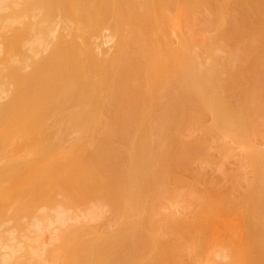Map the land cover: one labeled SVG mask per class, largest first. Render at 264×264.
<instances>
[{
	"label": "rangeland",
	"instance_id": "obj_1",
	"mask_svg": "<svg viewBox=\"0 0 264 264\" xmlns=\"http://www.w3.org/2000/svg\"><path fill=\"white\" fill-rule=\"evenodd\" d=\"M7 2H8V0H6ZM5 0H2V3H4V2H6ZM11 1V0H10ZM9 1V2H10ZM14 1V2H13ZM12 2H13V7H14V11L16 10L15 9V7L16 8H18L17 10H16V15H17V17H19L20 15L22 16H25L24 14H22L21 13V9L19 8V6L21 5V3H22V5H21V7H24V5L26 4V2H29L28 0H24V4H23V0H13ZM32 1V0H31ZM37 1V0H36ZM52 1V0H51ZM51 1H50V3H51ZM56 0H53V2H55ZM123 1V0H122ZM158 1V2H157ZM166 1H167V3H170V4H166ZM172 0H165V2H164V0H162V3L160 4V2H161V0L159 1V0H126V3L125 2H122V3H120L121 1L120 0H80L79 1V3H78V5L80 6H78V5H76L77 6V8H76V6H73L72 7V15L73 16H70V15H68L67 13H65V14H63L62 12H60L61 11V9H60V7H59V9H58V7H56L57 6V4H56V6H54L55 8H57L58 10V12L56 11V9H54V10H52V8H53V5L55 4V3H53V5H50V6H52V8H51V12L53 11V13H55V14H53V15H49L50 17H48V19L49 18H51L52 19V21H51V19L49 20L50 22H51V26L49 27V30H50V33L48 34V36L46 35V37L45 38H43L42 36L43 35H41L42 33H38V32H36L35 33V35L36 36H34V37H31V39H30V41H28V44L26 43V45H24L23 46V48L24 49H27L26 50V52L27 53H29L30 54V52H32L33 51V49H36L37 47L36 46H38L37 45V43H39L40 42V39L39 40H36L37 38H43L42 39V45L41 44H39V47H38V53H37V50L35 51H33L32 53H31V55H30V57L32 56V54L34 55V62H35V64H37L36 62H38V64L37 65H40V62L42 63V61H47V62H49V60H50V63H46L45 65H47V67H46V69L47 70H50L51 69V73H53V74H56L57 73V75H58V77H55L54 79V81H52V82H50L49 80V78H50V75H52L51 73L50 74H48L49 72H47L45 75H49V77H47V78H44L43 79V81H45V82H43L42 80L40 81V83L41 82H43V83H46V79L48 80L47 81V83L48 82H50V83H48V87L46 88V89H38L37 90V93L35 94V91H32V90H34V89H36L34 86H33V88H32V90H31V92H33V94L32 95H37V99L38 100H40V105L37 107V109H36V117L39 119V117H41L40 119H39V121H38V119H37V121H36V124H37V126L39 127H43V126H45L46 127V125H47V128H46V130H47V135H45V136H47L48 137V139H49V143H47L48 141V139H47V137H45L44 138V143L45 144H43V145H45L48 149H50L51 150V145L53 144V150H55V149H57V153H56V155H57V158L58 159H56V160H60V161H63L64 159H66V160H68L67 162L69 163L70 161H72V156L73 155H71L70 153H72V150H73V148H74V146L76 145V144H78V146H80V148H84V150H86L87 149V146L89 147L88 149H91V150H93V151H95L96 150V146L95 145H98L99 146V144H95V143H99V142H97L98 140H96V139H101V137L100 138H97L98 136V134L97 135H95V136H97L96 137V139L94 138L95 136H93L94 135V133H99V135H100V133L102 132V137L104 138V136H103V134H104V131H102V130H105V134H106V136L109 134H107L106 133V130H109V131H111L110 133L112 134V133H116V131H115V128L113 127V119H112V122H111V120L109 121L110 122V127H111V130L108 128H106L107 127V125H105V122L107 121V119L105 118V116L107 115V113L108 112H106V111H104L105 109H107V107L106 106H108V105H106L107 103H109L110 101H112V99H107V100H109V102H107V100H102V102H101V104H99L100 106H98V109H96V111L94 110L93 112H91L92 113V115H91V113L90 114H88V118H86V121L84 122L83 120H85L84 118H83V122H84V124H83V122H81L80 120H78V118H76L77 117V115H76V113H79L80 111H82V108H83V103H82V105H81V103H79V102H82V96H83V94H86V93H90V92H95L94 90H93V87H94V84L96 85L95 87L97 88L98 87V85H100V84H97V83H101V82H103V86H105V88L107 89V90H109V87H108V83H109V81L111 80H113V76H115L116 74H115V72L117 71V68H121L122 69V66H123V64L124 63H127V60H125V59H127V58H125V54H127L128 55V51L130 50L129 48H132L131 50H133V52H130L129 54L131 55V56H133L134 57V51H136L135 52V56H137L136 54H138V52L139 51H141V53L143 52V51H145L144 53L146 54V50H147V53H148V56H146V59L148 58V57H151L150 56V51L152 52V59H151V61H150V64H148V63H146V65L145 66H147V67H145V69H144V67H142L143 65H144V63H143V65L141 66V68L140 69H142L140 72H139V70L140 69H138L137 68V66H134L135 67V71H136V68H137V71L136 72H139V73H137V74H139L138 76L140 77V78H138V76H137V74H135V73H133V74H131V73H128V72H131V71H129V69H128V66L130 65V60L128 61V64H124V67L125 66H127V68L125 69L124 67H123V70H127V71H125V72H127V74H126V76L127 75H130V77L129 78H127L126 76H124V77H122V78H124L123 80H126L127 81V79H130V78H132L133 80H132V82L130 81V80H128L129 81V83L131 84H129V83H127V85H126V83L124 82V84L123 85H120L121 87H123L124 85H126V87H123V88H125V90L123 89V90H121V91H123V92H125V91H127V93L129 92V94L128 95H125L126 94V92H125V94L124 93H122V94H119V95H122V96H120L119 97V95H118V92H117V94L116 95H118V100H120V98L123 100V102H122V100H121V103H120V101L118 102V101H116L117 102V104H115V102H114V100H113V102L112 103H114L115 104V107L116 106H118V104H119V115H121V116H119V120H121L122 118H125V119H123V120H126L127 119V117H128V115L131 113V112H129V114H128V109L129 110H131V111H137L136 109L135 110H133V108H131V105H133L132 103H130V107L128 106L129 105V102H131V101H134L133 99H135V97L134 96H136V98L139 96L140 97V95H141V93H142V96L144 97V95L147 93V95H145V96H147L148 98L149 97H151L152 98V101H153V103L151 102V100H149V102H147V103H149V104H147V105H145L144 106V112L146 113L145 115H143V116H141V118H143V119H145V120H143L142 119V121H144L145 122V125H143L142 124V122H139V120H141V119H139L140 118V116H139V118H138V125L135 127V129L136 128H138V131L140 132V130H139V124L141 125V127H149V131L145 128V130H146V134H143L144 133V131L141 133L142 135V139L140 138V140H141V143H142V145H145V147L144 146H142L143 147V150H142V153H141V156H143L144 158H145V156L147 157V159L148 160H144V158L142 157V159L140 158V156H139V159L140 160H134V162L132 163V169L134 170L135 168H137V169H139V172H138V170L137 169H135L134 170V172L132 171V169H129V172L130 173H132V175H133V183L134 184H132V182L129 184V185H127L126 186V189H121L122 187H120V188H118L119 190L121 189L122 191H119L118 190V192L116 191V190H114L115 188H111L112 189V191L111 192H114V191H116V193L114 192V193H110L112 196H111V198L114 196V199H103L102 200V198L101 199H98V200H96V198H98L97 196H99V197H101L100 195V193H102V197L104 196L103 195V192H98V194L96 193L95 194V197H94V195H93V197L95 198V200H94V198L91 196V197H89L88 199L86 198V199H83V198H81V199H78V203H77V201H74V199H73V201L74 202H76L75 204H74V202H73V204H72V206L70 205H66V201L65 202H63V200L61 201V203L63 202V203H65L64 205H62V204H59V202H58V204H56V202L57 201H60L62 198H61V194L62 193H60L59 194V192H61V190L58 188V191L56 190V187H51V185H50V183L51 182H44V184H42L41 182H39L38 184L39 185H41L42 184V186H41V188L40 189H43V191H45L46 190V188H47V190H51L52 192H53V190L54 191H56V192H54V196L53 197H56V199H60V200H55V199H53V200H55V202L54 201H52V202H54V204L55 205H53V203H52V208L53 209H49V207L51 206H47V203L48 202H46V204L45 203H43V204H45V206H47L48 207V209H47V207L46 208H44V207H42L43 206V204L42 205H40L41 204V200L39 201V203L40 204H38V203H36V207L37 206H39L40 208L38 209V211L40 212V213H45V214H47V213H50V215H51V219H52V222H51V220L48 218L49 216H48V214H47V219L49 220V224L47 225L46 223H48L47 222V219L45 218H42L45 222H43V221H41V222H39V221H37L38 219H37V217L38 218H40V220H41V216L39 217V216H35V214H36V212H38V211H33V210H31V208H26V206H27V203H24V204H26V205H23V209H22V207H19L18 208V203H17V206L15 205V209H22L21 211H23V212H21L20 213V211H17V213L20 215H18L16 212H14V214H11L10 216L8 215V214H10L12 211H14V207H12V205L14 206V204H13V202L15 201V202H17L16 201V198L17 197H19V196H15L14 198L12 197V200H14V201H11V198L9 199V198H4V200H3V198L2 197H0V199L2 200V201H0V209H2V210H0V264H6V262L8 261L6 258L7 257H5V259H6V262L4 263V261H3V257L4 256H6L7 254H9V253H11V254H13V255H16L14 252H15V250L18 248V250H16V253H18V251L20 250L19 248H21L20 247V245H19V242H21V241H23V239L25 240V239H27V237L26 236H28V237H30L29 235H32L33 236V233L30 231V232H28L27 231V229H26V231L28 232H26L25 230H24V227H23V225H22V227H23V229L21 230V229H18V225H17V223L18 222H20V223H18L19 225H21V223L22 224H24V226L26 225V224H28L27 226H25V227H28V229L31 227L30 225H29V223H32V222H35V221H37V223H36V226L34 227H31V229H33L34 230V233L36 234V236H34L33 237V239H31L32 238V236H31V240H33L34 242H35V244H36V242H37V240L39 241V238H40V241H42V242H40V243H42V246H40L41 248H38V249H36V251L37 250H39L40 249V252H43V251H41V250H44L43 249V247L46 245V250L48 249V250H50V248L52 247L53 248V246L55 247V245H56V247H59V244L60 243H62V242H64V244L62 243L61 245L63 246L64 245V247H67L66 249H64L65 250V252H68V250H69V248H70V251H71V249L72 250H74L75 252H76V249H79L80 250V248L81 247H83L84 249L82 250L81 249V251L82 252H80V251H78L80 254H78V252H72L71 254H70V251H69V255L67 254L66 256H64L66 253L64 252V254H63V251H62V256H61V254H60V256L58 257L59 259L57 260V262H58V264H65V261L66 262H70V259L74 256L75 257V255H77L78 254V256L77 257H75V260H72V261H75V262H73V263H70V264H76V261L78 260V259H76V258H79V255H82V253L83 254H89V251L91 252V250H93V251H95L94 249H96L98 246L100 247L102 244H104L105 242H106V240L107 241H111L114 245H116V248H114V249H112V252L111 251H108V250H106V253L110 256L113 252V255L115 254V256H110L109 258H108V256H107V260L108 259H110L111 258V261H113L111 264H124V263H126L127 261H128V263L129 264H146L145 262H147L148 260L150 261H148V263L149 264H165V262L167 263V260L170 258H168L166 261L164 260V259H162V257L161 256H163L165 253H163V252H165L166 250L165 249H167V248H170V250L171 249H173L172 251H174V254L171 252V251H169V249H167V251H169L168 253H167V251H166V255L167 256H171L172 258L174 257V261L172 260V258H170V260H168L169 262H170V264H264V248H263V245H264V226H263V229L261 228L262 227V225H261V223L260 224H257V223H259V222H257V221H260L259 219H261V218H259V219H257L258 217H256L257 215H254V212H253V214L252 213H250L251 214V218H255L256 217V224L257 225H259L260 226V228L257 230L258 232H260L259 233V235L258 234H256L257 233V231L254 233V235H257V237H260V239L259 240H261V241H259L258 240V238L255 236L254 237V235H252V237H250L249 236V238L251 239V241H254L255 239L254 238H256L257 240H256V242L254 243V244H257L258 242H260V248H261V252H259V253H256L255 254V251H254V249H252L251 247H250V244H249V247H248V249H246V250H241L240 252H239V254H234L233 253V251H232V249L229 247V241H231V240H233L234 239V237H236V236H233L232 237V235H233V233L235 232V229L238 227L239 229L237 230L236 229V233H234V235L236 234L237 236H238V233L239 232H237V231H239L240 230V232L242 233V231L244 230H241L245 225H240V224H238L237 223V225H236V223H232L231 222V220L232 221H237V219H239V218H237L236 220H233L232 218H234L235 219V217H238V215L240 216V214H238L239 212L237 211L236 212V210L241 206H243V208L245 207V205L247 206V208L248 209H251L252 208V206H251V208H250V205L253 203L254 204V202H256V201H254V200H258V198L261 196V194H262V196H263V198H259V202L260 203H263L262 205L264 206V101H262V99H264L263 97H261L260 95H261V92L260 91H262V90H259L258 91V94H259V92H260V94L258 95L257 93V95L258 96H260V97H258V98H256V103H258V104H256V103H253V102H255V101H253L252 103H251V105H255V106H253V107H251L250 106V108H249V110H248V112L250 113V115H249V113H247V115L246 116H248L247 118H246V120H248V122L246 123L247 124V126L249 125L250 126V128H249V130H247V129H245V127L246 126H244V129L242 128V130H241V128H240V126H239V124H237L236 122H234V121H230V120H228V119H226L224 116H223V114L222 113H220L218 110H216V104H215V101L213 100V101H211V100H209L208 101V98H206V96H203L204 97V99H203V97H200L199 98V96H202V94L203 95H206V93H207V91H209L210 90V87H212V86H214V87H216V86H220L219 87V89H222V90H219L217 87L215 88V90H216V92H218L217 90H219V94H220V99H222V98H225V99H223L224 100V102H226L227 103V101H229L228 102V104L226 105V107H225V104L226 103H224V102H221L220 101V99H218L219 101H220V103H223V106L225 107V108H232V110L233 109H239V108H237L238 106H236V105H240V99H239V97H236V96H239L240 95V89H241V91L243 90L242 88H241V83L239 84L238 83V81L239 80H241L242 78H243V81H242V83H244V81L246 82V80H249V79H246V76H244L245 74V69H243V68H245V67H247L248 66V64H249V62L251 61H249V59H247L246 60V57L247 58H250V56H251V58L250 59H252V57L254 56V53H256L257 51L255 50V48L256 49H258V47H255V46H253L252 45V47L254 48V49H252L253 50V52L254 53H250V51L251 50H248V52H249V55H245L246 53H247V50H246V48L247 47H245L246 46V44L248 43V46H250V44H252V42L256 45V46H258V44L259 43H261V40L262 39H260V36L261 35H259V33H256L257 35H254V34H252V35H254V40L255 41H253V39L251 38V42H250V40H249V38L252 36L251 34H249V36L248 35H243L242 34V38H243V36H244V38H245V40H244V38L242 39V38H239L238 36H237V38H238V44H237V42H233L234 40L236 41V39H234V36H235V34H236V32L239 34V32L238 31H236L237 29H238V27H236V25L234 26L233 24H234V22H233V24L231 23L233 20H234V18L238 15L239 16V14L241 15V12H240V9L237 11V9L235 10V8H233V9H231L232 11H230L229 9H227L226 11H225V21L220 25L218 22H216V13H214L215 11V9L213 10V12H212V9H211V7H214V2L211 0H209L210 1V3L212 2V5H210V3H209V1L207 0V3H206V1L204 0H196V1H194V0H192L193 2H194V4H196V6H197V1H199V3H198V5L199 6H202V7H200L199 8V6L197 7V8H195V7H192V5H193V2H191L190 0H179V1H177V2H179L180 4L181 3H184V4H182L183 5V7L185 8V6H187L184 10H183V7H182V5H179V3H178V6L176 5V7H178L177 9L179 10L180 9V11L182 12V13H184V15L181 13V15L179 16V14L177 13L178 12V10L176 11V7L174 6L175 4H177L176 3V0H173V2H171ZM185 1V2H184ZM217 1V0H216ZM215 1V2H216ZM1 2V1H0ZM7 2H6V6H8L9 8H5L4 7V9H2V7L0 6V9H1V15L2 16H4V14L6 15V14H8V13H10V14H8L9 15V17L10 18H12V13L14 12H10V11H12L13 10V7H10L11 5H8L9 4V2H8V4H7ZM16 2V3H15ZM21 2V3H20ZM40 2V1H39ZM47 2L49 3V1L48 0H45V6H46V4H47ZM69 0H67V2L65 3L67 6H68V9L71 7V2H70V5H69ZM88 2V3H87ZM114 2H116V3H114ZM153 2V3H152ZM191 2V3H190ZM196 2V3H195ZM203 2H205L204 3V5H203ZM218 3H220L221 2V0H218L217 1ZM18 3H19V6H18ZM32 3H35L34 1H32ZM31 3V4H32ZM38 2H36V4H37ZM125 3V4H124ZM174 3V4H173ZM202 3V4H201ZM5 4V3H4ZM15 4H17V5H15ZM28 4H30V2L28 3ZM32 4L33 6V9H32V11H31V9H29L30 10V12L29 13H27L26 14V16L28 15L29 17L27 18V19H29V20H32L33 19V21L35 22V21H37V20H34L35 18L37 19V17L36 16H33L34 15V13L33 12H35V13H39V14H37V16H40V18L42 17V15H40V14H43L44 13V9H45V11H47L46 13L47 14H45L46 16L44 17V19L45 18H47V15L50 13V11H49V9L48 10H46V8H45V6L44 7H42V6H40L42 3L40 2V5L39 4ZM87 4V5H86ZM93 4H96V5H93ZM116 4V5H115ZM119 4V6H117ZM158 4V5H157ZM188 4V5H187ZM189 4H190V6H189ZM1 5V4H0ZM36 5V6H35ZM89 5V6H88ZM123 5V6H122ZM154 5V6H153ZM167 5H169V7L167 6ZM210 5V6H209ZM3 6V5H2ZM27 6V5H26ZM35 6V7H34ZM39 6L40 7H42L41 9H43V12L42 13H40V11H38L39 10ZM123 8H122V7ZM158 6V7H157ZM173 7V8H171V7ZM189 6V7H188ZM210 7V9H209V7ZM28 7V6H27ZM31 7V6H30ZM29 7V8H30ZM49 7V6H48ZM89 9H88V8ZM91 7V8H90ZM95 7V8H94ZM174 7H175V9H174ZM181 7V8H180ZM26 8V7H25ZM25 8H22V9H25ZM94 8V9H93ZM97 8H98V10H99V12H97L98 10H97ZM189 9V12H186L185 10H187L188 11V9ZM195 8V9H194ZM9 9H12V10H9ZM19 9L21 10V11H19ZM75 9V10H74ZM101 9V10H100ZM124 9V10H123ZM125 9H126V12H125V14L127 13V14H129L130 15V18L131 19H134V20H129L128 19V17H129V15H123V16H125V18H121L122 17V15L120 16V14L121 13H123L124 11H125ZM182 9V10H181ZM194 10V11H192V10ZM197 9V10H196ZM245 9V8H244ZM5 10V11H4ZM29 10H27V11H29ZM80 10V11H79ZM89 10H96V12H89ZM128 10V11H127ZM158 10V11H157ZM210 10V11H209ZM229 10V11H228ZM25 11V10H24ZM78 11H79V13H78ZM118 11V12H117ZM120 11H122V12H120ZM184 11V12H183ZM250 11V13H248ZM251 11L252 10H249V8H248V11H247V8H246V10L244 11V14H249L248 15V17H246V18H248L249 19V17L250 16H252V15H250V14H252L251 13ZM49 12V13H48ZM60 12V13H59ZM142 12V13H141ZM158 12L159 13H161L160 15L158 14ZM231 12V14L232 13H234V15H235V17L232 19V16H233V14L231 15H229V13ZM21 13V14H20ZM24 13V12H23ZM33 13V14H32ZM89 13H92L93 14V16H94V14H95V16H97V17H99V19L97 18V17H91V16H89V15H92V14H89ZM100 14V16L99 15H97V14ZM114 13H116V14H114ZM120 13V14H119ZM131 13H132V15H131ZM140 13V14H139ZM14 14V13H13ZM14 14V15H15ZM20 14V15H19ZM30 14V15H29ZM52 14V13H51ZM124 14V13H123ZM141 16V19H143L144 20V17H145V19L148 21V26H149V31L153 34V35H150L149 33L150 32H147V29L146 30H144L145 28H146V26H144L145 24H144V22H143V26H141L140 24L138 25L137 23V21L138 20H140L139 19V15ZM157 14V15H156ZM175 14H176V18H177V20L175 19ZM189 14V15H188ZM213 14V15H212ZM19 15V16H18ZM36 15V14H35ZM119 15V16H118ZM136 15L138 16V17H136ZM214 15H215V17H214ZM19 17V18H22V17ZM33 16V17H32ZM52 16H54L53 18H52ZM134 18H133V17ZM144 16V17H143ZM227 16H228V18L229 19H227ZM16 16L14 17L13 16V18L12 19H15L14 21H12V22H17V23H19L20 25H21V23L20 22H23V21H25L26 20V17L24 18L23 17V19H25V20H23V21H21V19H19V18H17ZM32 17V18H31ZM85 17H87V19H88V21H90V19L91 18H94L93 20H95L96 21V23H98L99 25H97V26H94V27H92V26H89L88 24L86 25V26H88V27H86V26H82L81 25V21H82V23H87L88 21L87 20H84V18ZM121 19H120V18ZM127 17V18H126ZM159 17V18H158ZM182 17V18H181ZM187 17V18H186ZM231 17V18H230ZM9 18V19H10ZM40 18H39V20H40ZM78 18V19H77ZM96 18H97V20H96ZM102 18V19H101ZM118 18V19H117ZM149 18V19H148ZM161 18V19H160ZM175 20H174V19ZM180 19V21H181V23H180V21H179V19ZM252 18V17H251ZM20 20L19 22L18 21H16V20ZM42 19V18H41ZM126 20V21H123V20ZM128 19V20H127ZM156 19H157V21H156ZM173 19V20H172ZM29 20H28V24L30 23L29 22ZM92 20V19H91ZM112 22H115V24L113 25V23H111V21ZM123 21V24H119V23H122V21ZM159 20V21H158ZM228 20H232L231 22H229ZM27 21V20H26ZM45 21H47V20H44V21H40L39 23H41V22H44L45 23ZM71 21V22H70ZM127 21H130L129 23H127L126 24V22ZM140 21H142V20H140ZM139 21V22H140ZM150 21H153V24H151L150 23ZM172 21V22H171ZM178 21V22H177ZM228 21V22H227ZM32 22V21H31ZM49 22V23H50ZM77 22V23H76ZM80 22V23H79ZM110 22V24L108 25V23ZM125 22V23H124ZM136 22V23H135ZM248 23H246L245 24V26L246 27H251V25H252V22L251 23H249V20L247 21ZM14 23V24H15ZM16 23V24H17ZM27 23V22H26ZM36 23V22H35ZM34 23V24H35ZM39 23L37 22L36 24H38L39 25ZM49 23H48V25H49ZM79 23V24H78ZM134 23V24H133ZM142 23V22H141ZM147 23V22H146ZM162 23V24H161ZM164 23V24H163ZM166 23H167V25H166ZM173 23V24H172ZM229 24V27L227 26L228 24ZM23 25H26V24H24V22L22 23ZM34 24H32L33 26H35ZM43 24V23H42ZM77 24H78V26H77ZM112 24V25H111ZM157 24V25H156ZM169 24H171V25H169ZM227 24V25H226ZM231 24V25H230ZM247 24H249V26L247 25ZM23 25H21L22 27H23ZM38 25H37V27H38ZM44 25V26H43ZM42 26H43V28L47 25V23H46V25L45 24H43ZM111 25V26H110ZM120 25H123L122 27H120ZM128 25V26H127ZM135 25V26H134ZM159 25H160V27H159ZM173 25V26H172ZM181 25V26H180ZM12 26H14L13 25V23H12ZM18 26L19 25H17L16 27L18 28ZM20 26V27H21ZM32 26V27H33ZM41 26V25H40ZM41 26V27H42ZM82 26V27H81ZM100 26V27H99ZM113 26V27H112ZM156 26V27H158V29L155 27V29H154V27ZM161 26H163V27H161ZM166 26V27H165ZM170 26V27H169ZM172 26V27H171ZM175 26V27H174ZM218 26H221L222 27V29H221V27H220V29H218L217 27ZM227 26V27H226ZM231 26V27H230ZM253 26V25H252ZM81 27V28H80ZM85 27V28H84ZM90 27V28H89ZM127 27V28H126ZM131 27H133V28H135L136 27V29L134 30L133 28H131ZM142 27H145V28H143V30H142ZM151 27H152V29H154V30H156V31H158V34L160 33V35H161V39H162V41H160V39L158 40V38H159V36L160 35H158V37L157 36H155L156 38H157V40H156V38L154 37V33H155V31H153L152 29H151ZM177 27V28H176ZM224 27H225V29H224ZM39 28V27H38ZM47 29H48V26L46 27ZM51 28V29H50ZM141 28V29H140ZM164 28H167V30L166 29H164ZM172 28V29H171ZM235 28H236V30H235ZM252 28V27H251ZM254 28V27H253ZM264 28V27H263ZM15 29V28H14ZM19 29V28H18ZM35 29H37V28H35ZM34 29V30H35ZM80 29V30H79ZM162 29H164L163 31L165 32L164 34H163V31H161ZM174 29V30H173ZM230 30V32H229V30ZM250 29V28H249ZM17 30V29H16ZM20 30H21V28H20ZM33 30V31H34ZM45 30V33H46V29H44ZM123 30V31H122ZM132 30H133V32H132ZM140 30H142V32H140L139 33V31ZM152 30V31H151ZM166 30V31H165ZM221 31V32H218V31ZM228 30V31H227ZM236 32H235V31ZM251 30V29H250ZM10 31V30H9ZM12 29H11V34H13L12 33ZM37 31V30H36ZM145 31H146V33H148L147 35L148 36H150V37H146L147 35L145 34ZM168 31V32H167ZM172 31H174V32H172ZM225 31H227V32H225ZM234 31V32H233ZM253 31H255V30H253ZM35 32V31H34ZM131 32L134 34V35H136V36H134L133 34H131ZM135 32V33H134ZM262 32H264V30L262 31ZM7 33V32H6ZM9 33V32H8ZM142 33H144L143 35L145 36V38H151V36H153V38H155V39H153L152 40V38L149 40V41H147V47L148 48H146V45H145V43H146V39H144L145 40V43L142 45V47L140 46L141 45V39H140V36L142 35ZM169 33V34H168ZM218 33V34H217ZM224 33H226V35H224ZM227 33H228V35H230V36H228L227 35ZM234 33V34H233ZM138 34H139V39L138 38H136L137 36H138ZM141 34V35H140ZM178 34V35H177ZM237 34V35H238ZM33 35H34V33H33ZM41 35V36H40ZM126 36V38H125V36ZM132 35V36H131ZM142 35V36H143ZM156 35H157V32H156ZM218 35V36H217ZM220 35V36H219ZM223 35V36H222ZM251 35V36H250ZM37 36H39V37H37ZM44 36H45V34H44ZM124 38H123V37ZM224 36H227L228 37V39L231 37V39H226L227 37H224ZM256 36V37H255ZM259 36V40H257L258 37ZM2 37V36H1ZM1 37H0V45H1V43H2V39H1ZM80 37V38H79ZM195 37V38H194ZM236 37V36H235ZM35 39V42L34 43H36V46H34L33 44V41H32V39ZM68 38V39H67ZM142 38V37H141ZM184 38V39H183ZM209 38V39H208ZM211 38V39H210ZM218 38H219V40H218ZM221 38V39H220ZM246 38H248L247 40H248V42L246 41ZM256 38V39H255ZM62 39V40H61ZM121 39V40H120ZM134 39V40H133ZM168 39V40H167ZM193 39V40H192ZM242 39V41H240ZM81 40V43L79 42ZM154 40H156V42L154 43L153 41ZM166 40H167V42H166ZM196 40V41H195ZM32 41V42H31ZM67 41V44H69L70 43V45H71V48L70 49H65L66 48V46H65V42ZM69 41V42H68ZM71 41V42H70ZM120 41H123V42H120ZM128 41V42H127ZM130 41H132L133 43L135 42V45L132 43V42H130ZM143 41V40H142ZM195 41V42H194ZM224 41L226 42V43H224ZM227 41H229V42H227ZM240 41V42H239ZM24 42H26V41H24ZM31 42V43H30ZM136 42H138V43H136ZM158 42H161L160 44L161 45H163L164 47H162L161 45V47H158L159 45H158ZM186 42V43H185ZM258 42V44H256ZM72 43V44H71ZM143 43V42H142ZM166 43V44H165ZM250 43V44H249ZM23 44H25V43H23ZM30 44V45H29ZM82 44V45H81ZM130 44H131V46L132 45H134V46H132V47H130ZM137 44V45H136ZM150 44H151V46H150ZM152 44H155L154 46L152 45ZM27 45H28V47H27ZM33 45V46H32ZM41 45V46H40ZM55 45H57V46H61V50H64V52H65V55H53L52 56V59H50L51 58V56L49 55V54H51L50 52H52V51H50V50H52V47L54 46L55 47ZM122 45L126 48L127 46V49H128V51H127V49H126V51H127V53L125 52V48L124 47H122ZM225 45H226V47H225ZM243 45H245L244 47H243ZM3 46V45H2ZM27 48H26V47ZM30 46L32 47V48H30ZM51 46V47H50ZM56 46V47H57ZM69 46V45H68ZM67 46V48H69ZM83 46H84V48H83ZM135 46H137V49L135 50ZM138 46H139V48H138ZM228 46V47H227ZM260 46V45H259ZM33 47H35V48H33ZM55 47V48H56ZM120 47H122L121 48V50H119L120 49ZM186 47H187V50H186ZM243 47V49H241ZM251 47V46H250ZM144 48V49H143ZM151 48V49H150ZM159 48H161V49H159ZM166 48V49H165ZM169 50H168V49ZM184 48V49H183ZM6 49V48H5ZM4 49V50H5ZM24 49H22V50H24ZM50 49V50H49ZM54 49V48H53ZM143 49V50H142ZM183 49V50H182ZM2 50H3V48H0V54H1V52H2ZM49 50V51H48ZM79 50V51H78ZM123 50H124V54L122 53L123 52ZM130 50V51H131ZM165 50V51H164ZM231 50V51H230ZM238 50H241V51H243V53H241V52H239ZM116 51V52H115ZM149 51V52H148ZM170 51V52H169ZM174 51V52H173ZM246 51V52H245ZM256 51V52H255ZM4 52V55H6V53H5V51H3ZM25 51L23 52V53H25V54H27ZM73 52V53H72ZM155 52V53H154ZM156 52H159V53H156ZM252 52V51H251ZM120 53V54H119ZM121 53L124 55H122L123 56V59H122V61H124L123 63H120V62H118L119 61V59H116V58H118L117 56H119V55H121ZM140 52H139V54H140V56L142 55V56H145L144 55V53H142L141 54ZM150 53V54H149ZM161 53V54H160ZM171 53V54H170ZM176 53V54H175ZM85 54V55H84ZM159 55V56H157V55ZM170 54V55H169ZM227 54V55H226ZM241 54V55H240ZM248 54V53H247ZM251 54V55H250ZM2 55H3V53L0 55L1 57H2ZM117 55V56H116ZM130 55H128L127 57H129L128 59H132L131 57H130ZM147 55V54H146ZM174 55V56H173ZM21 56V55H20ZM24 56V55H23ZM23 56H21V57H23ZM27 56H28V54H27ZM27 56H25L23 59H24V61H21V59H20V61L22 62V64H20L21 66L20 67H22V65L24 66V67H22L23 68V70H22V72L23 73H21V75L24 77V78H26L27 76H29V77H32V74H33V69H34V64H33V62H32V58H29V57H27ZM49 56V57H48ZM110 58H109V57ZM114 56H116L115 58H113ZM154 56H156V57H154ZM176 56V57H175ZM179 56V57H178ZM227 56V57H226ZM241 56V57H240ZM246 56V57H245ZM73 57H74V60H73ZM112 57V58H111ZM138 57H139V55H138ZM243 57L245 58V60H244V62L245 63H241V62H243ZM20 58V57H19ZM28 58L30 59V60H28ZM46 58H49V60L48 59H46ZM120 58V57H119ZM122 58V57H121ZM143 58V57H142ZM154 58V59H153ZM173 58V62H171L172 59ZM185 58V59H184ZM214 58V59H213ZM222 58V59H221ZM27 59V60H26ZM43 59V60H42ZM78 61H77V60ZM134 59H135V57H134ZM134 59H132L131 60V65H136V63H138L139 61H137V60H139V58L137 59V57H136V60H134ZM141 59V58H140ZM183 59V60H182ZM212 59H213V61H214V63H212L213 61H212ZM219 59V60H218ZM36 60V61H35ZM39 60V61H38ZM52 60V61H51ZM117 60V61H116ZM168 60H170V61H168ZM221 60H222V62H221ZM32 62V65H31V62ZM74 61V62H73ZM109 61V62H108ZM147 61V60H146ZM186 61V62H185ZM227 61V62H226ZM19 62V61H18ZM135 62V63H134ZM164 64H163V63ZM170 62V63H169ZM174 62H177L176 64H174ZM211 62V65L209 64ZM219 62H221V63H219ZM226 62V63H225ZM1 63V62H0ZM3 63V62H2ZM26 63H30V65L31 66H29V64H26ZM64 63V64H63ZM72 63V64H71ZM75 65H74V64ZM82 63V64H81ZM89 63V64H88ZM117 63H119V64H121L119 67H118V65L116 66V64ZM181 63V64H180ZM187 63V64H186ZM216 63V64H215ZM240 63H241V67H240ZM79 64H81V65H79ZM83 64H87L86 66H84ZM90 64H91V66H90ZM148 64V65H147ZM171 66H170V65ZM186 64V66H184ZM226 66H225V65ZM243 64V65H242ZM1 66H2V64H0ZM3 65H5L4 63H3ZM50 65V66H49ZM60 65V66H59ZM74 65V66H73ZM131 65H130V67H131ZM163 65V66H162ZM169 65V66H168ZM208 65H210L211 67L213 66L214 68H216V69H214L213 67L211 68L210 66L209 67H207ZM214 65H221V66H217V67H215ZM1 66H0V69H1ZM52 66V67H51ZM80 66V67H79ZM82 66H83V68H82ZM181 66V67H180ZM188 66V67H187ZM224 66V67H223ZM31 67H32V69H31ZM91 67V68H90ZM107 67H108V69H107ZM113 67H116V68H113ZM129 67V68H130ZM150 67V68H149ZM179 67H180V69H179ZM222 67V68H221ZM226 67V68H225ZM54 68V69H53ZM88 68V69H87ZM89 68H90V70H89ZM113 68V69H112ZM133 68V66L130 68V70ZM148 68H149V70H148ZM161 68V69H160ZM170 68V69H169ZM176 68H177V70H176ZM182 68V69H181ZM184 68V69H183ZM187 68V69H186ZM205 68H206V70H205ZM219 68V69H218ZM221 68V69H220ZM227 68L229 69V70H227ZM30 69H31V71H30ZM73 69V70H72ZM77 69V70H76ZM92 69V70H91ZM160 69V70H159ZM174 69H175V71H174ZM178 69H179V71L180 72H182V73H180V72H178ZM208 69H211V73H210V70H209V73H208V76L210 77V79L208 78V76H207V74H206V72L205 71H208ZM213 69V70H212ZM217 69H218V71H217ZM224 69V70H223ZM259 69H262V68H259ZM4 70H6V67H4ZM45 70V69H44ZM74 70H76V71H74ZM104 70V71H103ZM133 71L132 72H134V69H132ZM143 70H145V71H143ZM147 70H148V73L150 74L151 72V74L149 75V76H153L152 78H149V76H147L146 77V75H145V73L147 74ZM152 70V71H151ZM156 70V71H155ZM165 70V71H164ZM173 70V71H172ZM196 70V71H195ZM216 70V71H215ZM236 70H237V72H236ZM263 70V69H262ZM261 70V71H262ZM87 71H90V72H92L91 74H90V72H88L89 73V75L86 73ZM122 70H120V72H121ZM143 71V73H144V75H143V73H141ZM169 71H172V72H170L169 73ZM177 71V73H175ZM184 71L187 73V76L185 77V75H186V73H184ZM191 71V72H190ZM201 71V72H200ZM213 71H214V73H215V75H216V72H217V74H218V76L216 75V77L213 79V76H214V73H213ZM241 71V72H240ZM242 71H244L243 73H242ZM261 71H259V70H257V73L258 72H261ZM1 72V71H0ZM28 72H32L30 75L28 74L27 75V73ZM55 72V73H54ZM74 72V73H73ZM123 72V71H122ZM124 72V73H125ZM174 72V73H173ZM221 72V73H220ZM236 74H235V73ZM242 73V74H239V75H241L239 78L240 79H238V77H237V79L235 78L236 77V75H238L237 73ZM2 73V72H1ZM77 73V74H76ZM117 74L119 73L118 71L116 72ZM180 73V74H179ZM189 73H190V75H189ZM202 74V75H200V77L202 78L203 77V79H205L206 77L208 78V79H206V81L204 80V82H203V80L201 81L202 82V84H201V82H198V81H200L199 79H200V77H199V75L198 74ZM204 73H205V76H203L204 75ZM256 73V72H255ZM264 72L262 71V74H263ZM2 74H4L5 75V73L3 72ZM1 74V75H2ZM121 74V73H120ZM160 74V75H159ZM176 74H178L177 76H176ZM259 74V73H258ZM257 74V75H258ZM261 74V73H260ZM4 75H2V78L3 79H5L6 77H8V75H6V77H3ZM47 75V76H48ZM124 75V74H123ZM122 75V76H123ZM131 75H132V77H131ZM173 75L176 77V78H173ZM181 75L183 76V77H181ZM196 75V76H195ZM232 75H233V77H232ZM238 75V76H239ZM53 76V75H52ZM51 76V77H52ZM141 76H142V78H141ZM155 76V77H154ZM159 76V77H158ZM179 76V77H178ZM199 77L198 79H196V77ZM226 76H227V78H226ZM46 77V76H45ZM120 77V76H119ZM145 77V78H144ZM158 77V78H157ZM165 77V78H164ZM168 77V78H167ZM184 77H185V79L186 78H188V83L186 82V80L184 79ZM254 77L256 78L257 76H255V74H254V76H253V79H254ZM259 77H262L263 78V75H258V78L257 79H259ZM1 78V77H0ZM9 78V77H8ZM28 78V77H27ZM93 78V79H92ZM95 78V79H94ZM126 78V79H125ZM155 78H157V80L155 79ZM181 80V82H180V80ZM219 78V80H218V83L219 84H216V86L215 85H212V83H211V80H214L215 81V79L217 80ZM244 78L246 79V80H244ZM261 78V79H262ZM10 79H12L13 80V78L11 77ZM106 81H105V80ZM115 79H116V77H115ZM142 79V80H141ZM145 79H146V81H145ZM150 80V81H148V80ZM163 79V80H162ZM224 79H226V80H224ZM5 80H7V78L5 79ZM5 80H3V81H5ZM11 80V81H12ZM68 80V81H67ZM119 80V79H118ZM121 80V79H120ZM123 80L122 81H120V82H123ZM169 80V81H168ZM174 80H176V81H174ZM210 80V81H209ZM222 80H223V82H222ZM236 81L237 82V86L235 85V87H237V89H235V87H234V84H232V82L233 81ZM264 80V79H263ZM1 81V80H0ZM8 81V80H7ZM7 81H5V82H7ZM11 81H9V83L11 82ZM92 81H94V82H92ZM114 81V80H113ZM143 83V85H144V83H146L145 84V86H143L142 87V84H141V82ZM178 81V82H177ZM185 81V82H184ZM196 81V82H195ZM227 81V82H226ZM230 81V82H229ZM256 80H253V81H248V89H252L251 87H253L254 85V93H253V98L255 97L254 95H255V92L258 90L257 89V87L256 86H258V85H260L261 84V82H262V84H264V82L263 81H259V83L260 84H257L258 82L256 81ZM2 82V81H1ZM37 82V81H36ZM73 82V83H72ZM76 82V83H75ZM117 82V81H116ZM154 82V83H153ZM170 82H172L171 84L173 85H171L170 84ZM175 82H177V84L175 83ZM208 82H209V84H208ZM252 82H255L256 84H254V83H252ZM38 83H39V81H38ZM38 83H35L36 85L38 84ZM60 83V84H59ZM65 83V84H64ZM91 83H94V84H92L93 85V87L91 86ZM118 83H119V81H118ZM175 83V84H174ZM179 83L184 87V90H186V88L188 89L187 91H188V93H189V95L191 94V91H192V93H193V98L194 99H191V100H194V101H190V103L186 100V108L187 107H189L191 104L193 105V103H191V102H194L195 104H197L200 108H201V111H199L200 110V108H198V110L196 109V105H191L190 107H189V110L191 109V107H193V111L195 112V111H198L199 113H200V115H199V113L198 114H195V115H193L194 113H191V111H189L188 109H186L185 108V110H183V108L181 109V107L179 106V104L177 103L176 104V102H174L175 103V105H176V107H177V110H176V112H179V110L182 112V110H183V112H182V118L183 119H181V117H180V119H181V121H180V119H179V117H177L178 116V113H176V115L177 116H175L174 115V117H177L178 118V122H179V127H178V125H177V122L175 121V124H176V127H178V129H179V131H180V134H179V131L176 129V127L175 128H172V130H174L176 133L178 132V135H180V136H178L174 131H172L171 130V132L173 133H171L169 130L170 129H168L167 130V127L169 128V127H172V126H174L173 124H174V122H172V123H169V124H171L172 126H166V124L164 123L163 124V122H162V120L160 121V119H161V117L163 116V115H160V113L162 112L161 110H162V108H165V106H167V104H170V98L168 99V96L169 95H171V93L173 92V94H174V92H175V87L176 86H179ZM184 83V84H183ZM204 83H205V85H204ZM207 83V84H206ZM211 83V84H210ZM214 83H216V82H214ZM223 83V84H222ZM228 83V84H227ZM234 83V82H233ZM250 83L251 84H254L253 86L252 85H250ZM71 84L73 85V87L71 86ZM114 84H117V83H114ZM187 84V86H185ZM226 84V85H225ZM246 84H247V82H246ZM261 84V86H263L264 87V85H262ZM40 85H42V84H40ZM50 85H52V86H50ZM68 86V88L70 89V91H69V89L67 88V86ZM71 87H70V86ZM130 86L129 87V89L127 88V86ZM136 85V86H135ZM147 85V86H146ZM159 85H160V87H159ZM164 85V86H163ZM176 85V86H175ZM180 85V86H181ZM198 85H200L201 86V88H200V86H198ZM245 85V84H244ZM1 86H2V83H1ZM6 85H4V87H5ZM45 86V85H44ZM78 86V87H77ZM116 86H118V84L116 85ZM175 86V87H174ZM196 86V87H195ZM224 86V87H223ZM226 86H227V88H226ZM260 86V87H261ZM7 87H8V85H7ZM10 87H12V84H10ZM36 87H40V86H36ZM46 87V86H45ZM44 87V88H45ZM63 87H64V89H63ZM82 88V89H80V88ZM119 87V86H118ZM138 87V88H137ZM146 87H147V89H146ZM175 88V89H173L172 90V88ZM183 87H182V89H183ZM232 87H234V89H235V91H236V93H235V91H234V89L232 88ZM243 87V86H242ZM250 87V88H249ZM260 87H258V88H260ZM42 88V87H41ZM51 88V89H50ZM67 88V89H66ZM117 88V87H116ZM140 88V90H138ZM142 88H145V89H143V91H142ZM165 88V89H164ZM195 88V89H194ZM197 88V89H196ZM240 88V89H239ZM245 88H247V85H246V87ZM0 91L2 92V93H4V91L3 90H5V88L4 89H2V87H0ZM7 89V91L5 90V92H8V88H6ZM58 89H60V91H58ZM65 92V91H67V92H63L62 90ZM66 89V90H65ZM72 89H74V90H72ZM79 89V90H78ZM150 89V90H149ZM193 89V90H192ZM203 89V90H202ZM257 89V90H256ZM261 89H262V87H261ZM30 90L28 91V95L30 96ZM113 90V89H112ZM118 90V89H117ZM119 90H120V88H119ZM118 90V91H119ZM138 90V91H137ZM171 90V91H170ZM183 90V91H184ZM198 91V92H200V93H202V94H198V92H196V91ZM245 90V89H244ZM264 90V89H263ZM47 91H48V93H47ZM62 91V92H61ZM73 91H74V93H73ZM77 91V92H76ZM81 93H80V92ZM90 91V92H89ZM115 91V90H114ZM135 91V92H134ZM141 91V92H140ZM147 91V92H146ZM170 91V92H169ZM30 92V93H29ZM70 93V95H71V97H70V95H68L67 96V94H69ZM76 92V93H75ZM83 92V93H82ZM110 92H111V90H110ZM108 93V94H106L105 96H104V94H103V96L104 97H106V98H111L110 97V95H111V93ZM131 92H134V93H132V95L130 94ZM138 92V93H137ZM140 92V93H139ZM150 92H152L151 94H150ZM243 92V91H242ZM252 92H253V90H252ZM79 93V94H78ZM114 93V92H113ZM145 93V94H144ZM197 93V94H196ZM214 93H215V91H214ZM262 93H263V91H262ZM8 94V93H7ZM72 94H74V95H72ZM135 94V95H134ZM137 94V95H136ZM140 94V95H139ZM172 94V95H173ZM216 94V93H215ZM218 94V93H217ZM216 94V95H217ZM222 94H223V96H222ZM235 94V95H234ZM239 94V95H238ZM6 95V94H5ZM4 94H3V96H2V94H0V96H2L1 98H0V102L2 101L3 103H5V102H7V100H9L8 99V97H9V95H7L8 97L6 98V96H5ZM56 95V96H55ZM57 95L59 96V95H62V96H59V97H57ZM198 95V96H197ZM5 96V97H4ZM50 96H52V97H50ZM72 96L74 97H77V98H72ZM113 96H115V95H113ZM112 96V97H113ZM124 96H127L126 98L124 97ZM128 96H129V98H128ZM162 96V97H161ZM191 96V95H190ZM221 96H222V98H221ZM225 96V97H224ZM241 96V95H240ZM31 97V96H30ZM34 97V96H33ZM54 97H55V99H54ZM63 97V99L61 100V98ZM65 97H66V100H68V101H71L72 100V102H64V103H66V104H63L64 106H66L63 110L65 111V110H67L68 111V109L69 108H71V110H69V111H72V112H67V111H65L66 112V114H65V112H63V114H65L66 116H64V115H62L63 116V118H61L60 119V117H62V116H60L58 113H56V116L55 115H53L52 114V111H55L56 110V112H57V108H58V110H60V107H61V103H62V101H65ZM124 97V98H123ZM143 97H141V98H139V99H142ZM170 97H172V96H170ZM218 96H216V98H219ZM235 97V98H234ZM257 97V96H256ZM5 98V99H4ZM49 98L51 99L52 98V100H54V101H52V100H49ZM58 98V99H57ZM146 98V97H145ZM154 98V99H153ZM161 98V99H160ZM172 98H174V97H172ZM191 98H192V96H191ZM239 99V102H238V100H237V103H239V104H237L236 103V100L235 99ZM69 99H71V100H69ZM78 99V101L76 102V100ZM115 99V98H114ZM124 99H126V101L124 100ZM129 99V100H128ZM159 99V100H158ZM175 99V98H174ZM203 99V100H202ZM206 99H207V102H205L206 101ZM258 99H259V101H258ZM46 100H47V103H46ZM49 100V101H48ZM57 100V101H56ZM59 100H61V101H59ZM81 100V101H80ZM117 100V99H116ZM135 100H138V99H135ZM177 99H175L174 101H176ZM188 100H190V99H188ZM75 101V102H74ZM124 101L125 102H127V103H124ZM154 101H155V104H154ZM158 101V102H157ZM168 101V102H167ZM203 101L205 102L204 104L205 105H203L202 103H203ZM210 101H211V103H210ZM234 101H235V103H234ZM1 102V103H2ZM45 102V104H43V103ZM53 102V103H52ZM55 102H58V103H55ZM74 102V103H73ZM199 102H201V103H199ZM230 102H231V104H232V102H233V106L235 107H232L231 105H229L230 104ZM263 102V103H262ZM73 103V104H72ZM77 103V104H76ZM123 103H124V106H123V109L121 108L120 109V107H122L121 105H123ZM151 103V104H150ZM160 103V104H159ZM50 104V105H49ZM52 104V105H51ZM76 104V105H75ZM208 104V105H207ZM210 104V105H209ZM263 104V105H262ZM44 106V108H45V106H46V110H44V108H43V106ZM49 107H48V106ZM57 105V106H56ZM63 105H62V107H63ZM73 105H75V106H73ZM106 105V106H105ZM109 105H111V104H109ZM150 105V106H149ZM207 105V106H206ZM257 105V106H256ZM113 106V105H112ZM160 106H161V108H160ZM178 106L180 107V109L178 108ZM204 106H206L205 108H203ZM211 106V107H210ZM48 107V108H47ZM54 109H52V108ZM56 107V108H55ZM114 107V106H113ZM114 107V108H115ZM128 109H127V108ZM154 107H156L155 109H154ZM182 107H184V106H182ZM208 107H210V109L212 110H210L209 109V111L207 110V108ZM257 107V108H256ZM3 107L1 106V109H2ZM41 109V112H38L40 109ZM51 109V111H50V109ZM80 110H79V109ZM125 108V109H124ZM150 108V109H149ZM160 108V109H159ZM171 108V107H170ZM196 110H195V109ZM255 108V109H254ZM61 109V110H62ZM110 109H111V107H110ZM109 109V113L111 112V110ZM116 109V108H115ZM167 109H168V107H167ZM166 109V110H167ZM235 109V110H236ZM250 109H252L253 110V112L255 113H253L252 112V110H250ZM50 111V112H47V111ZM73 110H74V115H73ZM76 110V111H75ZM113 110V109H112ZM124 110V111H123ZM154 110H155V112H154ZM166 110H164V113L163 114H165L164 116L167 118V120H169V119H171L170 118V115H172L173 116V113L172 114H169L168 115V113H169V111H170V109H168L167 111ZM188 110V112H190V113H188V112H186V113H184L185 111H187ZM213 110H215V111H213ZM231 110V109H230ZM101 111H103L102 113H101ZM123 113H121V112ZM126 111H127V114H124V113H126ZM147 111H148V113H147ZM165 111H166V113H165ZM211 111V112H210ZM256 111V112H255ZM43 112H46V114H45V118L43 117V116H41V114L42 115H44L43 114ZM61 112V111H60ZM62 112L60 113V114H62ZM95 112H97V113H95ZM99 112H100V114H101V116L99 115ZM113 112V111H112ZM111 112V113H112ZM144 112H143V114H144ZM150 112V113H149ZM160 112V113H159ZM215 114H214V113ZM39 113H41V114H39ZM55 113V112H54ZM70 113H72V121L70 122L69 121V119L67 118V117H69L68 115L70 114ZM96 114V115H93V114ZM105 113H106V115H105ZM108 113V115H109V117H111V113L109 114ZM170 113H171V111H170ZM188 113V115H185V114H187ZM32 114V113H31ZM39 114V115H38ZM52 114V115H51ZM102 114H104L103 116H102ZM132 114H134L133 112H132ZM135 114H136V118H134V121H136V119H137V116L140 114H137V112H135ZM191 114V115H190ZM213 114L215 115V117L213 116ZM217 114V115H216ZM32 115H34V114H32ZM49 115H50V118L51 119H47V117H49ZM60 117H59V116ZM97 115H98V117H97ZM58 116V117H57ZM70 116H71V114H70ZM75 116V117H74ZM90 116V117H89ZM95 116H96V118H95ZM129 116H131V115H129ZM133 116V115H132ZM131 116V117H132ZM159 116H160V118H159ZM163 116V117H164ZM171 116V117H172ZM187 116V117H186ZM193 116H195V117H192ZM252 116H254V117H252ZM56 117V118H55ZM95 118L97 121H99V122H97L96 120H95V122H93L94 121V119L93 118ZM100 117L102 118V117H104L103 119H101L100 120ZM107 117V116H106ZM121 117V118H120ZM135 117V116H134ZM158 117V118H157ZM165 117H164V120H166L165 119ZM42 118H44V120H42ZM56 119V120H58V121H56V120H54V119ZM65 118V119H64ZM70 118V117H69ZM89 118H90V121H88L89 120ZM98 118V119H97ZM108 118V117H107ZM129 118V117H128ZM176 118V119H177ZM60 119V120H59ZM63 119V120H62ZM175 118H174V120H176ZM188 119H190V120H188ZM250 119H251V121H250ZM48 120V122H46ZM53 120L54 121H56L55 122V124H53L54 122H53ZM78 120V121H77ZM93 120V121H92ZM103 120H106L105 122L103 121ZM128 120H130V121H128L129 122V126H131V125H134V121L133 120H131V118H129ZM148 120V121H147ZM167 120H166V123H167ZM184 120V121H183ZM187 120V121H186ZM214 120V121H213ZM217 120V121H216ZM244 120H245V117H244ZM51 121H52V123H51ZM75 121V122H74ZM107 121V122H108ZM127 121V120H126ZM131 121L133 122L132 124H131ZM153 121H154V123H153ZM171 121H173V117H172V119H171ZM171 121H168V122H171ZM186 121V122H185ZM215 121H216V124H215ZM249 121H250V123H249ZM42 122V123H41ZM44 122H45V124H44ZM97 122V123H96ZM100 122L102 123V122H104L103 123V125H101L100 124ZM108 122V123H109ZM123 122V121H122ZM125 122V121H124ZM127 122V123H128ZM165 122V121H164ZM181 122V123H180ZM217 122H218V124L219 123H221V125H222V127L221 126H219V125H217ZM246 121H244V123H245ZM4 123V122H3ZM2 122H1V124H3ZM40 123V124H39ZM94 123V124H93ZM99 123V124H98ZM1 124H0V126H1ZM44 124V125H43ZM81 124H82V126H81ZM97 124V125H96ZM153 124V125H152ZM182 124V125H181ZM245 124V125H246ZM4 125V124H3ZM42 125V126H41ZM92 125H94V126H92ZM147 125V126H146ZM159 125H161V126H159ZM164 127H163V126ZM237 125V126H236ZM60 126V127H59ZM95 126H96V128H99L100 126H102L101 128H99V130L97 131L96 130V128H95ZM128 126V127H129ZM139 126V127H138ZM157 128H156V127ZM159 126V127H158ZM224 126H225V128H224ZM231 126V127H230ZM234 126H236V127H234ZM239 126V127H238ZM20 127H22V128H19L18 129V131L12 136L13 137V139H12V137L9 139V145L11 146V147H13L14 145H15V143H13L14 142V139L19 135V133H20V136H22L23 135V133H24V129H23V126H20ZM91 127H93L92 128V133H90L91 131H90V128ZM105 127V128H104ZM131 127H133L134 128V126H131ZM140 127V128H141ZM152 127V128H151ZM223 128L225 131H229L230 133H226L223 129H221V132H220V130L219 129H214V128ZM61 128V129H60ZM82 128V129H81ZM89 129V132L87 133V130ZM130 128V127H129ZM133 128H131L130 130H132ZM238 128V129H237ZM23 131H21V130ZM49 129V130H48ZM112 129L114 130V132L112 131ZM128 128H126V130H127ZM165 129V130H164ZM176 129V130H175ZM181 129V130H180ZM137 130V129H136ZM136 130H135V133H136ZM160 130V131H159ZM162 130V131H161ZM212 130H219V131H217V133L216 132H214V131H212ZM239 130H241V131H243V132H241V131H239ZM245 130V131H244ZM61 133H60V132ZM84 131V132H83ZM97 131V132H96ZM101 131V132H100ZM108 131V132H109ZM128 131V130H127ZM126 131V132H127ZM165 131V132H164ZM181 131H182V133H181ZM224 131V132H223ZM131 134H133V130L132 131H129ZM128 132V133H129ZM139 132H137L136 134L134 133V138H138V133ZM162 132V133H161ZM163 132L164 133H166L167 132V137H171V136H175L176 135V139H175V137L174 138H172V139H174L173 141H174V143H173V141L172 140H170V138H169V140L171 141V143L169 144L167 141H168V138L167 137H165L164 136V134H163ZM212 132H214V133H212ZM223 132V133H222ZM39 133V132H38ZM38 133H36V137L37 136H40ZM49 133H50V135H49ZM87 133V134H86ZM90 133V134H89ZM118 133V132H117ZM124 133V135H121V136H119V135H117V136H115L116 138L118 137V140H116V142L118 141L120 144H121V142L122 143H124V148H123V152H122V149H120V148H118V149H120V151L119 152H121V156L123 157V159L126 157V155H127V149L125 150V147H129L127 144L128 143H130V141H128L127 142V140H125V139H129L130 140V138H125L126 137V133L125 132H123ZM122 133V134H123ZM128 134V137L131 135V134ZM147 133L149 134V135H147ZM161 133V134H160ZM169 133H171V135H169ZM22 134V135H21ZM38 134V135H37ZM52 134H54V135H52ZM93 134V135H92ZM138 134V135H137ZM151 134H153V135H151ZM163 134V137L161 136ZM182 134H183V136H182ZM224 134V135H223ZM230 135V136H227V135ZM239 134V135H238ZM83 135V136H82ZM85 135V136H84ZM135 135H137V136H135ZM147 135V136H146ZM246 135H247V137H246ZM105 136V137H106ZM109 136V137H108ZM107 137H108V140L110 139V136L111 135H108ZM114 135H112V137H113ZM122 136H124V137H122ZM148 136L150 137V138H148ZM178 136V137H177ZM182 136V137H181ZM82 137V138H81ZM120 137H122V139L124 138V140L127 142L126 144H125V141L123 142V141H120L121 139H119ZM140 137V136H139ZM152 137V138H151ZM160 137H162V138H166L167 140L166 141H164V140H162V138H161V141H163L164 142V144H162V143H160L161 145H162V148H157V146H159V145H157L158 144V139H160ZM193 137H194V139H193ZM230 137H232V138H230ZM80 138V139H79ZM86 138H87V141H86ZM178 138H179V141H183V139L185 140V141H183V145H184V147L186 148V149H184V148H182L183 146L181 145L180 146V144H182V143H180L179 141H178ZM181 138H183V139H181ZM196 138V139H195ZM243 138V139H242ZM38 140L37 141H39L40 140V137H38L37 138ZM41 139H43V138H41ZM45 139H46V142H45ZM83 141H82V140ZM92 139H94V140H92ZM133 138H131V140H132ZM139 139V138H138ZM146 139H148V140H146ZM245 139V140H244ZM58 140V141H57ZM91 140H92V144L90 143L91 142ZM103 140V139H102ZM107 140V138H105V141ZM111 141H115V139L114 138H111L110 139ZM137 140V139H136ZM136 140H135V142H136ZM241 140H243V141H241ZM41 141V140H40ZM43 141V140H42ZM56 141V142H55ZM80 141H82V142H84L85 141V143L86 144H84V143H82V142H80ZM101 141V140H100ZM104 141V140H103ZM138 141V140H137ZM146 141L147 142H150V143H146ZM169 141V142H170ZM237 141V142H236ZM240 141V142H239ZM11 142V143H10ZM64 142H65V144H64ZM88 142V143H87ZM94 142V143H93ZM109 142V141H108ZM132 142V141H131ZM152 142V143H151ZM165 142H167V145H168V147H166L167 145L165 144ZM179 142V143H178ZM191 142V143H190ZM244 142V143H243ZM246 142H248V143H246ZM14 145H13V144ZM41 143H43V142H41ZM104 142H102V143H100V144H102V145H100L101 146V148L103 147V145H105V144H103ZM106 143V142H105ZM110 143H112V142H110ZM109 143V144H110ZM114 143V142H113ZM133 143H134V141H133ZM174 145H173V144ZM175 143L179 146V148H178V146H175ZM186 143V144H185ZM12 144V145H11ZM89 144H91V146L89 145ZM109 144L108 143H106V145H108L109 146ZM146 144H149V145H146ZM49 145V146H48ZM66 145V146H65ZM74 145V146H73ZM82 145V146H81ZM84 145H86L85 147H84ZM113 145V144H112ZM114 145H117L116 143H114ZM127 145V146H126ZM131 145H132V143H131ZM163 145L165 146V147H163ZM194 146V148L193 147H191V146ZM249 147H248V146ZM57 146V147H56ZM63 146V147H62ZM92 146H94L95 147V149H94V147H92ZM100 146H99V148H100ZM107 146V147H108ZM120 145H118V147H119ZM151 146V147H150ZM169 146H170V148L173 146V148H174V146H175V148L174 149H176V147H177V155L174 153V155H171L170 153H172L173 154V152L175 151L173 148H172V150L171 151H173V152H171V151H169L168 153L170 154V156L167 154V151H165V148H166V150H169L170 148H169ZM189 146V147H188ZM77 147V146H76ZM104 147H106V146H104ZM116 147V146H115ZM115 147H114V149H115ZM80 148H78L77 147V149H80ZM146 148V149H145ZM147 148H150L149 150H147ZM181 148V149H180ZM18 149H19V147H18ZM17 149V150H18ZM72 149V150H71ZM87 149V151H88V153H90L89 155H91V156H89L90 157V159H91V157H93L94 159H95V157L96 156H99V154L101 153H103V152H101L102 150H103V148H102V150L100 151V150H98L99 152V154L98 153H96L95 155L96 156H92V154L94 155V153L92 152V151H90V150H88ZM107 149V148H106ZM105 149V150H106ZM109 149H112V148H109ZM109 149H107V150H109ZM113 149V150H114ZM117 149V150H118ZM190 149H191V151H190ZM14 150H15V148H14ZM61 150V151H60ZM68 150H70V151H68ZM106 150V151H107ZM155 150H157V151H155ZM163 150H164V152H163ZM179 150H182V152L183 153H181V151H180V153H179ZM16 151V150H15ZM64 151H67V153H69V154H65V152ZM79 151H81V153L82 154H80V152H79V156L81 157V155L83 156V154H85L86 152H84L82 149H80ZM84 153H83V152ZM125 151V152H124ZM145 151V152H144ZM146 151L147 152H149V153H146ZM162 151V152H161ZM190 151V152H189ZM77 152H78V150H77ZM96 152H97V150H96ZM109 152H110V150H109ZM176 152V151H175ZM62 153H63V155H62ZM88 153H87V155H88ZM92 153V154H91ZM125 153V157H124V154ZM145 153V156L143 155ZM185 153V154H184ZM190 155H189V154ZM20 154V153H19ZM18 154V155H19ZM22 154V153H21ZM20 154V155H21ZM76 155H77V153H75ZM74 154V156H76ZM98 154V155H97ZM120 154V153H119ZM163 154H167V155H163ZM182 154H183V156L185 155V157H183L182 156ZM19 155V156H20ZM59 155V156H58ZM67 155V156H66ZM19 156H17L18 158H19ZM71 156V157H70ZM175 156V157H174ZM179 156V157H178ZM182 156V157H181ZM190 156V157H189ZM22 157V156H21ZM65 157H67V158H69V159H67V158H65ZM85 157V156H84ZM260 157V158H259ZM74 158V157H73ZM92 158V159H93ZM100 158V156L97 158L96 157V159H97V163H98V159ZM173 158H175V159H173ZM179 158V159H178ZM182 158V159H181ZM188 158H189V160H188ZM263 158V159H262ZM75 159H77V157L75 158ZM78 159H80V158H78ZM81 159H83V158H81ZM92 159H91V161H92ZM146 159V158H145ZM183 159L185 160V161H183ZM186 159H187V162H186ZM66 160H64V162L66 161ZM84 160H86L85 158H84ZM100 160V159H99ZM124 160H126V158L124 159ZM160 160V161H159ZM173 160H175V161H173ZM181 160V161H180ZM257 160V161H256ZM260 160V161H259ZM28 162L24 165V168H25V170L23 171V177H24V179L27 177H30V176H32V174H35V165L32 167V165L34 164V162L31 160L30 161V159L29 160H27ZM73 161H75L74 159H73ZM94 161H96V160H93V164L95 163ZM137 161L139 162V168H138V163H137ZM146 161H148V162H146ZM150 161V162H149ZM167 161V162H166ZM171 161V162H170ZM177 161V162H176ZM66 162V163H67ZM75 162H77V161H75ZM79 162H81V161H79ZM78 162V163H79ZM84 162V161H83ZM87 162H90V160H88ZM87 162H85V163H87ZM179 162H181V163H179ZM184 162V163H183ZM72 163V162H71ZM82 163V162H81ZM90 163H92V162H90ZM90 163H89V165H90ZM97 163H95V165L97 164ZM99 163H100V161H99ZM143 163V164H142ZM144 163H145V166H143L144 165ZM152 163V164H151ZM156 165H155V164ZM164 163V164H163ZM169 163H170V165L171 164H173V165H171V166H169ZM177 163H179V164H177ZM83 164V163H82ZM141 164H142V166H141ZM161 164V165H160ZM125 165V164H124ZM135 165V166H134ZM137 165V166H136ZM149 165V167H147ZM159 165V166H158ZM181 165V167H185V168H181V167H179V166ZM257 165V166H256ZM32 167V169H31V167ZM88 166V165H87ZM91 166H94V165H91ZM98 166H100L99 164H98ZM98 166H96V167H91V169L92 168H97L95 171H94V169H92V171H94V172H96V171H98ZM120 166H122V165H120ZM126 166V169H127V166H128V164H126L125 165ZM158 166V167H157ZM162 166H163V168H162ZM176 166V167H175ZM90 167V166H89ZM135 167V168H134ZM167 167V168H166ZM169 167H171V168H169ZM110 168V167H109ZM113 168L114 167H112V168H110V169H108V170H110L111 171V169L113 170ZM116 168V171L117 170H119V168L120 167H115ZM130 168H131V166H130ZM143 168V169H142ZM165 168V169H164ZM142 169V170H141ZM149 169H151V170H149ZM7 171V170H6ZM10 171V170H9ZM99 171H100V174L99 175H102L101 176V178L102 177H104L103 175H105V177H107V178H105L104 177V181L106 182V180L107 181H111V179H112V177H110V176H108V174H107V176H106V174H104L103 172H101L102 170L101 169H99ZM98 171V172H99ZM114 171H115V169H114ZM114 171L113 172H111V173H114ZM119 171H121V169L119 170ZM140 171H141V175H138V174H140ZM1 173H0V192H1V190H3L4 188H7V187H5V186H8L9 185V183H10V178H9V176H10V174L12 173V172H10V174H8V173H6L5 171H4V173H3V171H0ZM8 172V171H7ZM28 172V173H27ZM30 172V173H29ZM34 172V173H33ZM125 172V169L123 170V173ZM143 172V173H142ZM149 172H151V173H149ZM162 172H163V175H161L162 174ZM102 173V174H101ZM152 173H154V174H152ZM26 174V175H25ZM29 174H30V176H29ZM146 174H148V175H146ZM25 175V176H24ZM7 176V177H6ZM134 176H136L137 178H136V180H135V177ZM139 176V177H138ZM143 176V177H142ZM152 176V177H151ZM157 176V177H156ZM111 179H110V178ZM142 177V179H140ZM149 177V178H148ZM158 177H161L160 179H162V180H159V178ZM108 178H109V180H108ZM7 179V180H6ZM106 179V180H105ZM137 179H139V180H137ZM145 179H146V181H145ZM153 180V183L151 182L152 180ZM104 181H102V182H104ZM135 181V182H134ZM148 181H149V183H148ZM104 182V183H105ZM111 182H113V181H111ZM154 182H155V185H154ZM161 182V183H160ZM6 183V184H5ZM48 183H49V185H48ZM146 183V184H145ZM152 183V184H151ZM47 184V185H46ZM137 184V185H136ZM2 185H4V186H2ZM132 185V186H131ZM145 185H147L146 187H144ZM154 185V186H153ZM48 186V187H47ZM102 186H104V189H106V185H104V184H102ZM150 186V187H149ZM157 186V187H156ZM44 187V188H43ZM128 187V188H127ZM134 187V188H133ZM52 188V189H51ZM107 188H109V186H108V184H107ZM116 188V189H117ZM125 188V187H124ZM45 189V190H44ZM130 189V190H129ZM138 189V190H137ZM140 189H142V191L140 190ZM146 189H147V191H146ZM156 189V190H155ZM5 190V189H4ZM46 190V191H47ZM109 189H107V191H108ZM126 190H127V192H126ZM132 190H133V195H132ZM140 190V191H139ZM42 191V190H41ZM109 192H110V190H109ZM129 192H131L130 194H129ZM143 192V193H142ZM150 192H151V194H150ZM212 192V193H211ZM215 192H216V194H218V195H216L215 194ZM218 192V193H217ZM135 193H136V195H135ZM141 193V194H140ZM155 193V194H154ZM214 193V194H213ZM1 194V193H0ZM53 194V193H52ZM105 194V193H104ZM106 194H107V192H106ZM105 194V195H106ZM123 194H126L127 195V198L130 200V201H128V199H126V201H125V203H123V201H124V199L122 200V197H123ZM138 194H139V196H138ZM206 194V195H205ZM211 194H213L214 195V197H216L215 198V200H217V197H222V200H221V197H220V200L219 201H223L222 202V204H221V202H220V205H219V203L217 204V206L219 205L220 206V208L218 207V209H220L221 210V208H225V210H221L222 211V213H224L226 210L228 211V208L229 209H231L230 211L232 212H230V214L227 212V214L225 213V214H221V215H223V216H221L223 219H221V217H218V219L216 218L215 219V223H216V220H217V226L219 227V226H222V225H224V224H226V225H230V224H232V229L234 230V231H226L225 233L226 234H224L223 236H222V238H220V237H215L214 236V234H213V231H211V230H205L204 232H203V234H202V237L204 238V235H205V240H203V246H204V250H205V252H204V255H200V254H198V251H197V241L196 242H193V241H189L188 239H186L185 238V236H184V233L182 232V230H181V227L185 224V223H188V222H191L192 220H194V219H196V217H197V215L195 214V213H198L199 212V210H200V208L202 207V206H205V205H202V204H205L206 202L205 201H209V203H210V201L211 200H209V197H211ZM255 194V195H254ZM97 195V196H96ZM128 195H129V197H128ZM151 195V196H150ZM157 195V196H156ZM160 195V196H159ZM208 195H210V196H208ZM212 195V196H213ZM220 195V196H219ZM225 197H224V196ZM248 195V196H247ZM259 195V197H257ZM110 196V195H109ZM136 196H138V197H136ZM145 196H147V198L145 197ZM255 196V197H254ZM135 199H134V198ZM167 197V198H166ZM249 197V198H248ZM19 198H21V197H19ZM18 198V200L20 201V199ZM23 198V197H22ZM21 198V199H22ZM63 198H65V197H63ZM103 198H107V197H103ZM109 198V197H108ZM161 198V199H160ZM165 198V199H164ZM170 198V199H169ZM224 198V199H223ZM227 198V199H226ZM252 198V199H251ZM257 198V199H256ZM8 199H9V201H8ZM25 199V198H24ZM37 198H35V200H36ZM93 199V200H92ZM134 199V200H133ZM143 199V200H142ZM214 198L212 197V200H213ZM244 199V200H243ZM252 201H251V200ZM263 199V200H262ZM6 200V201H5ZM65 200V199H64ZM102 200V201H101ZM233 200V201H232ZM18 201V202H19ZM22 201V200H21ZM26 202H27V200H25ZM91 201V202H90ZM96 201H97V203H96ZM113 201L114 202H116V203H119V204H114L113 203ZM153 201V202H152ZM159 201H160V203H159ZM162 201V202H161ZM235 201V202H234ZM246 201H247V203H246ZM2 202V203H1ZM6 202V203H5ZM7 202H9V203H7ZM14 202V203H15ZM38 202V201H37ZM43 202V201H42ZM69 202H71V201H69ZM68 202V204H70ZM102 202L104 203V202H106V203H104V204H102ZM156 202V203H155ZM212 202V201H211ZM214 202V201H213ZM212 202V203H213ZM218 202V201H217ZM216 202V203H217ZM229 202V203H228ZM258 202V201H257ZM80 203V204H79ZM112 203V204H111ZM159 203V204H158ZM167 203V204H166ZM208 203V204H209ZM259 203V204H260ZM12 204V205H11ZM21 204H23L22 202H21ZM35 204V203H34ZM161 204V205H160ZM231 204H233L235 207H236V209H235V207L233 206V205H231ZM237 204V205H236ZM258 204V203H257ZM10 205H11V208L13 209L12 211H11V208H10ZM49 205V204H48ZM60 205V206H59ZM223 205V206H222ZM225 205H227L226 207H225ZM232 206V208H231V206ZM239 205V206H238ZM255 205V204H254ZM261 205V206H262ZM22 206V205H21ZM25 206V207H24ZM34 206V205H33ZM58 206H59V208H58ZM222 206V207H221ZM255 206H257V205H255ZM258 206H260V205H258ZM261 206L260 207H257L256 209H260L261 208ZM2 207H4V208H2ZM42 207V208H41ZM57 207V208H56ZM238 207V208H237ZM5 208H6V210H5ZM26 208V210H24ZM35 208V207H34ZM38 208V207H37ZM36 208V209H37ZM51 208V207H50ZM203 208V207H202ZM243 208H240L241 210H240V212L242 211V209ZM246 208V207H245ZM199 209V210H198ZM262 209H264V207H262ZM198 210V211H197ZM234 210H235V212H234ZM239 210V209H238ZM26 211H27V213H26ZM30 211V212H29ZM32 211V212H31ZM4 214H3V213ZM10 212V213H9ZM234 212V213H233ZM237 213V214H236ZM4 215V216H3ZM19 217H18V216ZM37 215V214H36ZM40 215V214H39ZM53 215H55L54 217H56V219L58 220L59 218V220H58V222H60V223H58V222H55L54 221V219L52 218L53 217ZM194 215H196V217L194 216ZM225 215H227L228 217L226 218L227 220L228 219H231L230 220V222H228V223H226V222H223V221H225L224 219H225ZM233 215H235V216H233ZM9 216V217H8ZM16 216L18 217L17 218V221H15L16 219ZM10 217H12V218H10ZM260 217V216H259ZM14 218V219H13ZM13 219V220H12ZM55 219V220H56ZM261 220H264L263 218L261 219ZM16 222V223H15ZM261 222V221H260ZM41 223V224H40ZM44 223L46 224L45 226H44ZM75 223V224H74ZM230 223V224H229ZM262 223L264 224V222L262 221ZM35 223H33L32 225H34ZM38 224V225H37ZM43 224V225H42ZM52 224V225H51ZM72 224V225H71ZM233 224H234V226H235V228H233L234 226H233ZM239 225V226H238ZM43 226V227H42ZM46 226L48 227V228H46ZM59 226L60 227H62V228H64V226H65V228L68 226V228H72L71 230L70 229H68V230H70V232L72 233V230H73V226H75V228L76 229H74L75 230V233H74V235H71V236H65V234L64 233H66V234H71V233H69V231H67V229H65V231H63V235L65 236V237H67L66 238V240L68 241V242H66V241H64L65 239H63V235L62 234H60V232H62L61 231V229L59 228ZM126 226L128 227L127 229H125L126 228ZM20 228H21V226H19ZM152 227V228H151ZM231 227V226H230ZM229 227V228H230ZM242 227V228H241ZM44 228V229H43ZM49 229V230H46V229ZM246 228V227H245ZM97 231H96V230ZM125 229V230H124ZM231 229V228H230ZM262 229V230H261ZM3 230V231H2ZM9 230V231H8ZM11 230H13V231H11ZM18 230H21L22 231V235H26V236H24V237H26V238H24V237H22V239H20V241L18 242V240H19V232H18ZM46 230V231H45ZM51 230V231H50ZM56 230V231H55ZM73 230V231H74ZM91 230V231H90ZM107 230V231H106ZM36 231V232H35ZM45 231V232H44ZM49 231V232H48ZM152 231V232H151ZM263 231V232H262ZM7 234H6V233ZM11 232V233H10ZM24 232H25V234H24ZM77 232V233H76ZM102 232H104V233H102ZM106 232V233H105ZM111 232V233H110ZM114 232V233H113ZM230 232H232L231 234H230ZM261 232H262V234H261ZM154 233V234H153ZM34 234V235H35ZM45 234V235H44ZM148 234V235H147ZM11 237H10V236ZM21 235V236H22ZM42 235H44V237L42 236ZM60 235V236H59ZM61 235H62V239L60 238L61 237ZM86 235V236H85ZM110 235H112V236H110ZM145 235V236H144ZM154 235V236H153ZM261 235V236H260ZM45 236H47V237H45ZM53 236V237H52ZM73 236V237H72ZM94 236V237H93ZM103 236V237H102ZM149 236V237H148ZM225 236V237H224ZM7 238L6 240L7 241H3V238ZM14 237V238H13ZM17 237V238H16ZM69 237L71 238L72 237V239H69ZM142 237L145 239L144 240V242H146V245H147V247L146 248H144V249H141L142 247V245H143V247H145L144 246V242H143V240H142ZM146 237V238H145ZM224 237V238H223ZM8 238L10 239L9 240V242L11 241L12 242V244H13V242L15 243V245H11L10 247H8L7 245H9V244H5L6 242L8 243ZM12 238H13V240H12ZM16 238V239H15ZM52 238H53V241H52ZM153 238H155V239H153ZM29 239V240H30ZM60 239V240H59ZM97 239V240H96ZM100 239V240H99ZM105 239V240H104ZM207 239V240H206ZM28 240V239H27ZM27 240H25L26 242H27ZM50 240V241H49ZM61 240H63V241H61ZM81 240V241H80ZM93 240H94V242H93ZM97 242H96V241ZM99 240V241H98ZM104 240V241H103ZM140 240H142V241H140ZM161 240V241H160ZM33 241H31V242H33ZM47 241V242H46ZM59 241H60V243H59ZM79 241V242H78ZM102 241V242H101ZM160 241V242H159ZM168 241V242H167ZM10 242V243H11ZM26 242H21L22 243V245L24 246V250H22L23 252H25V243ZM31 242H30V244H31ZM89 242V243H88ZM142 242V243H141ZM150 243V244H148V243ZM153 242V243H152ZM163 242H165L164 244H163ZM16 243H18V244H16ZM40 243H37L38 245H40ZM44 243V244H43ZM47 243V244H46ZM65 243H67V244H65ZM93 244V246H92V244ZM249 243V242H248ZM252 243V242H251ZM261 243H262V245H261ZM28 244V243H27ZM84 244V245H83ZM91 244V245H90ZM100 244V245H99ZM106 245H107V242L105 243ZM109 244H111V243H109ZM108 244V245H109ZM119 244V247H121V248H117V245ZM152 244H154V245H152ZM259 244V243H258ZM257 244V245H258ZM16 245H18L19 247H17ZM51 245V246H50ZM58 245V246H57ZM69 246V248H68V246ZM88 245V246H87ZM90 245V246H89ZM149 245V246H148ZM151 245V246H150ZM169 245L171 246L172 245V248L171 247H169ZM177 245H179V246H177ZM13 246H14V251H12L13 250ZM16 246V247H15ZM103 246V245H102ZM101 246V247H102ZM110 246V245H109ZM112 246V245H111ZM161 246V247H160ZM165 246V247H164ZM168 246V247H167ZM259 246V245H258ZM5 247H7V248H5ZM12 247V248H11ZM29 247V246H28ZM55 247V248H56ZM80 247V248H79ZM91 247V248H90ZM93 247V248H92ZM98 247V248H99ZM151 247V249H152V251L150 250L149 251V248ZM9 248H11L10 250H9ZM54 248V249H55ZM60 248H61V246H60ZM103 248V247H102ZM174 248H177V250L176 249H174ZM263 248V249H262ZM8 249V250H7ZM27 249V248H26ZM58 249V248H57ZM86 249H87V253H84V252H86ZM104 249V248H103ZM109 250H111V248L109 247L108 248ZM122 249V250H121ZM146 249V250H145ZM163 249V250H162ZM47 250V254H44V253H42V255L44 256V255H46V256H48V253L50 252V251H48ZM144 250H145V252H144ZM148 250V252H146ZM156 252H154V251ZM159 250V251H158ZM22 251H19V253L21 252V253H23ZM35 251V252H36ZM53 251V250H52ZM92 251V252H93ZM108 251V252H107ZM142 253H141V252ZM177 251V252H176ZM13 252V253H12ZM44 252L46 253V251L44 250ZM96 252H98V250L96 251ZM95 252V253H96ZM110 252H111V254H110ZM140 252V253H139ZM4 253H7V254H4ZM20 253V254H21ZM37 253V255H39L40 253H39V251L38 252H36ZM136 254L135 256H133V254ZM11 254H9L8 255V258H9V256L11 255ZM20 254H19V256H20ZM94 254V253H93ZM139 254V255H138ZM146 254H148L147 256H146ZM13 255H11V257L10 258H12V256ZM42 255H40L41 257H42ZM49 255H50V253H49ZM71 255H73L72 257H71ZM89 255H92L91 253L89 254ZM130 255H132V256H130ZM166 255H164L163 256V258H166L165 256ZM17 256L16 258H15V256H14V258L15 259H18V258H21V257H24V256ZM64 256V257H63ZM84 256V255H83ZM87 256V255H86ZM143 256V257H142ZM151 256V257H150ZM39 256H37V258H38ZM41 257H39V258H41ZM69 257V258H68ZM96 257H97V255H96ZM102 257H104V256H102ZM102 257H99L100 259H97L96 258V260H94L95 258H93L92 256L90 257V259H89V263H91V264H97V262H98V264H104L105 262L107 263V261H102ZM136 257H138V258H136ZM146 257H148V258H146ZM157 257V258H156ZM161 257V258H160ZM47 258V257H46ZM67 258V259H66ZM81 258H82V256H81ZM85 258H88V257H85ZM84 258V259H85ZM102 258V259H101ZM134 258L136 259V260H134ZM23 259V258H22ZM73 259V258H72ZM84 259L83 260H81L82 262H84ZM93 259V260H92ZM104 259H106V257L104 258ZM11 260V259H10ZM10 260L8 261V264H10ZM12 260H14V259H12ZM39 260V259H38ZM99 260H101L102 262H100ZM131 260V261H130ZM153 260H154V263H153ZM164 262H163V261ZM213 260V262H209V261H212ZM40 261V262H39ZM38 261V263L37 262H35V263H33V264H52V262H53V264H57L54 260L52 261V258L50 259V257H49V259L47 258V259H41V260H39ZM134 261V262H133ZM144 261V262H143ZM152 261V262H151ZM156 261V262H155ZM172 261V262H171ZM13 261H11V263H12ZM15 262H16V260H15ZM15 262H13V263H15ZM18 262V261H17ZM17 262H16V264H17ZM79 262V261H78ZM77 262V263H78ZM100 262V263H99ZM110 262V261H109ZM108 262V263H109ZM163 262V263H162ZM168 262V263H169ZM174 262V263H173ZM209 262V263H208ZM12 263V264H13ZM19 263H20V261H19ZM32 263V262H31ZM30 263V264H31ZM68 263H66V264H68ZM147 263V264H148ZM167 263V264H168ZM22 264V263H21ZM24 264V263H23ZM78 264H80V263H78ZM110 264V263H109ZM127 264V263H126Z\"/></svg>",
	"mask_w": 264,
	"mask_h": 264
},
{
	"label": "bare ground",
	"instance_id": "obj_2",
	"mask_svg": "<svg viewBox=\"0 0 264 264\" xmlns=\"http://www.w3.org/2000/svg\"><path fill=\"white\" fill-rule=\"evenodd\" d=\"M1 2H0V6L2 7V9H4V7L6 6V2H4V3H2V0H0ZM10 0H8V2H9ZM13 0H11L10 2H9V4H8V2H7V4L8 5H11L10 7H13V2H12ZM18 1V0H17ZM29 1V0H28ZM32 1H34L35 3H32ZM30 0L29 2H30V4H28L29 2H26V4L24 5V7H21V5H22V3H21V5L19 6V3H18V6H19V8L22 10H20L19 9V11H21V13L22 14H24L25 16H21L20 14V16L22 17V18H19V17H17V15L15 14L16 13V10L18 9V8H16L15 7V11H14V7H13V10L12 9H9V10H12V11H10V12H13L11 15H12V18H13V16L15 17H17V18H19V19H21V21H23V20H25V19H23V17L25 18L26 17V20L25 21H23L24 22V24H26V25H23L22 23L23 22H20L21 23V25H23V27L19 24V23H15V22H12V21H14L15 19H12V18H10L9 17V15L8 14H10V13H8V14H4V16H2L1 14V12H0V37H1V39H2V43H1V45H0V48H3V50H2V52H1V54L3 53V55H2V57L0 56V64H2V66H1V69H0V71L3 73H5V75L4 74H2L1 72H0V80L2 81H0V87H2V89H4L5 88V90L7 91V89L6 88H8V92H5V90H3L4 91V93H2L1 91H0V94H2V96H3V94L6 96V98L8 97L7 95H9V97H8V99L9 100H7V102H5V103H3L2 101V103L0 102V124H1V122L4 124H1V126H0V171H3V173H4V171L6 172V173H8V174H10V172H12L11 174H10V176H9V180H10V183H9V185L8 186H5V187H7V188H4L3 190H1V194H0V197H2L3 198V200H4V198L6 197V198H11V201H14V200H12V197L14 198L15 196L17 197V196H19V197H23L22 199L21 198H19V197H17L16 198V201L17 202H13V204H14V206L12 205V207H14L13 209H14V211H12L13 209L11 208V205H10V208H11V213L10 214H8L9 216L11 215V214H14V212H16L17 213V211H20V213L21 212H23V211H21L22 209H23V205H26V204H24V203H27V206H26V208L28 209V208H31V210H33V211H38V209L40 208L39 206H35L36 205V203H38V204H40L39 203V201L41 200V204L40 205H42L43 203H45L46 204V202H48L47 203V206H50L49 207V209H53L52 208V206L53 205H55L54 204V202H55V200L57 201V200H60V199H56V197H53L54 196V192H56V191H54L53 190V192L51 191V190H47V188H46V190L45 191H43V189H40L41 188V186H42V184H44V182H51L50 183V185H51V187H56V190L58 191V188L61 190V192H59V194L60 193H62L61 194V200L60 201H57L56 202V204H58V202H59V204H62L63 202H65L66 203V205H71L72 206V204H73V202L74 201H77V203H78V199H81V198H83V199H88L89 197H93V195H94V197H95V194L97 193L98 194V192H103V197H107V198H103L102 197V193H100L101 195V197H99V196H97L98 198H96V200H98V199H101L102 198V200L103 199H110L111 198V194L112 193H116V191L118 192V188H120V187H122L121 189L123 190V189H126V186L127 185H129L132 181H133V175H132V173H130L129 172V169H132V163L134 162V160L136 159H138V160H140L139 159V156H140V158L142 159V157L143 156H141V153H142V150H143V147L142 146H144L145 147V145H142V143H141V140H140V138L142 139V132L145 130V128L148 130L149 129V127L147 128V127H141V125L139 124V126L141 127H139V130H140V132L138 131V128H136L135 129V127L138 125V123L139 122H142V124L143 125H145V122L144 121H142V119L143 118H141V116H143V115H145L146 113V111L144 112L143 110H144V106L145 105H147V104H149V103H147V102H149V100H151V102L153 103V101H152V96L151 97H147V96H145V95H147V93L144 95V97L142 96V93H141V95H140V97L138 96L137 98H136V96H134L135 97V99H138V100H135V99H133L134 101H131V102H129V107H130V103H132L133 105H131V108H133V110H137V111H135V112H137V114H139L138 116H137V119H136V121H134V118H136V114H135V112L134 111H131V110H129L127 107V109H128V114H129V112H131L129 115H133L132 117L131 116H129L128 115V117L129 118H131V120H133L134 121V125H131V126H134V128L133 127H131V126H129L130 124H129V122L128 121H130V120H128L129 118L127 117V121L126 120H123V119H125V118H122L121 120H119V116H121V115H119L120 113H119V104H118V106H116L115 107V104H117V102L116 101H120V103H121V98H120V100H118V98L120 97V96H122V95H119V94H122V93H124L125 94V92H126V94L125 95H128L129 94V92L127 93V91H125V92H123V91H121V90H125V88H123V87H126V85H127V83H129V81L128 80H130L131 82H132V78H130V79H127V81L126 80H123L124 78H122V77H124V76H126V74H127V72H125V71H127V70H123V67H124V64H128V61L130 62V65H131V60L132 59H134V57H135V59L134 60H136V57H137V59L139 58V60H137V61H139L138 63H136V65H131V67L133 66V68L132 69H134V72H132L133 70L131 69L130 70V65L128 66V69H129V71H131V72H128V73H131V74H133V73H135L136 71H137V68L138 69H140L141 68V66L143 65V63H144V65L142 66V67H144V69H145V67H147V66H145L146 65V63H148V64H150V61H151V59H152V52L150 51V56L151 57H148L147 59H146V56H148V53H147V50H146V54L144 53L145 51H143L142 53H144V55L145 56H142L143 54L141 53V51H139L142 55L140 56V54H139V52H138V54H136L137 56H135V52L137 51L136 49H137V46H135V50L136 51H134V57L133 56H131L129 53L130 52H133V50H131L132 48H129L130 50L128 51V49H127V47L125 48L123 45H122V47H124L125 49V52L127 53V51L129 52L128 53V55H130V57L132 58V59H128L129 57H127L128 55L127 54H125L126 56H125V58H127V59H125V60H127V63H124L123 64V66L121 65V64H119V63H115L116 64V66L118 65V67L121 65L122 66V69L121 68H117V71L119 72L118 74L115 72V76H113V80L111 81H109V83L107 84L108 85V87H109V90H107L106 88H105V86H103L102 84H103V82H101V83H97V84H100V85H98V87L96 88L95 86V84L94 83H91V86L93 87V85L92 84H94V87H93V90L95 91V92H90V93H86V94H83V96H82V102H79V103H81V105H82V103H83V108H82V111H80L79 113H76V115H77V117L76 118H78V120H80L81 122H85L86 121V118H88V114H90L91 112H93L94 110L96 111V109H98V106H100L99 104H101V102H102V100L104 101V100H107V99H112V101H110L109 102V100H107V102H109V103H107L106 105H108V106H106L107 107V109H105L104 111H106V112H108L109 113V109H110V107H111V117H109V115H108V113H107V115H106V113H105V115L108 117H106L104 114H102V116L104 115L105 116V118L107 119V121L110 119L111 120V122H112V119H113V127L115 128V131H116V133H110L111 131H109V130H106V133L108 134V135H111L110 136V139L111 138H114L115 139V141H111L110 139L108 140V137L106 136V134H105V130H102V131H104V134H103V136H104V138L101 136L102 135V132L100 133V135H99V133H94V135L93 136H95V135H97V136H95L94 138L96 139V137L97 138H100L101 137V139H96V140H98L97 142H99V143H95V144H99V146L100 145H102V144H100V143H102V142H104L103 144H105V145H103V150H102V148H101V146H100V148H99V146L98 145H95L96 146V150H97V152H96V150L95 151H93V150H91V149H88L89 147L87 146V149L88 150H90V151H92L93 153H94V155L92 154V156H96L95 154L96 153H98L99 151L98 150H102L101 152H103L102 154L100 153H98L99 154V156H100V160L98 159V163H97V159H96V157L98 158L99 156H96L95 157V159L93 158V157H91V159H92V161H91V159H90V157L89 156H91V155H89L90 153H88V151H87V149L86 150H84V148H80V146H78V144H76L75 146H74V148H73V150H72V153H70L71 151L70 150H68V151H70L69 153L71 154V155H73L72 156V161H70L69 163L67 162L68 160H66V159H64V160H66L65 162H64V160L63 161H60V160H56V159H58L57 158V155H56V153H57V149H55V150H53L54 148H53V144L51 145L52 147H51V150L50 149H48L45 145H43V144H45L44 143V138L45 137H47L48 135L46 134L47 133V130H46V128H47V125H46V127L45 126H43L42 128L39 126H37V124H36V121H37V117H36V109H37V107L40 105V100H38L37 99V95L35 96V95H32L33 94V92H31V90H32V88H33V86L36 88V89H34V90H32V91H35V94L37 93V90L38 89H46L48 86V83H50V82H52V81H54L55 79V77H58V75H57V73L56 74H53V73H51L52 71H51V69L50 70H47L46 69V67H47V65H45L46 63L48 64V63H50V60H49V58H46V59H48L49 60V62H47L46 60L45 61H42V63L40 62V65H37L38 64V62H36L37 64H35V62H34V55L32 54V56L30 57V55H31V53L35 50H37L38 49V47H39V44H41L42 43V39L43 38H45L46 37V35L48 36V34L50 33V30H49V27L51 26V22L49 21L51 18H49L48 19V17H50L51 15H53V14H55V13H53V11L51 12L50 10H51V8H52V6H50V5H53V3H55L54 5H53V8H52V10H54V9H56V11L59 9V7H60V9H61V11L60 12H62L63 14H65V13H67L68 15H70V16H73L72 15V7L73 6H76V5H78V3H79V1L80 0H69L70 2H71V7L68 9V6L65 4L66 2H67V0H56L55 2H53V0L51 1V0H48L49 1V3L47 2V4H46V6L44 5L45 3V0ZM42 3L41 5H40V2ZM50 1H51V3H50ZM87 1V0H86ZM121 2L120 3H122V2H125L126 3V0H120ZM152 1V0H151ZM160 1V0H159ZM170 1V0H169ZM177 1H179V0H176V3L177 4H175L174 6L176 7V5L178 6V3L179 2H177ZM191 2H193L192 0H190ZM194 1H196V0H194ZM201 1V0H200ZM204 1V0H203ZM206 1V3H207V0H205ZM209 1V0H208ZM211 1V0H210ZM210 1H209V3H210ZM213 2H214V7H211V9H212V12H213V10L215 11L214 13H216V22H218L220 25L225 21V15L227 14H225V11L227 10V9H229L230 11H232L231 9H233V8H235V10L237 9V11L240 9V12H241V15L239 14V16L237 15L236 17H235V15H234V13H232L233 14V16H232V19L234 18V20L232 21V20H228L229 22H231L232 24H233V22H234V26L236 25V27H238V29L236 30V28H235V30L236 31H238L239 32V34L236 32V34H235V36H234V39H236V41L234 40L233 42L235 43V42H237V44H238V38H237V36L239 37V38H242L241 36H242V34L243 35H248L249 36V34H254V35H257L256 33H259V35H261L260 36V39H262L261 40V43H259L258 44V42L256 43V44H258V46H256L253 42H252V44H250V46H248V43L246 44V46L245 45H243V47L245 46V47H247L246 48V50H247V53L245 54V55H249V52H248V50H251L250 51V53H254L253 52V50L252 49H254L253 47H252V45L253 46H255V47H258V49H256L255 48V50L257 51H255L256 53H254V56L252 57V59H250L251 58V56H250V58H247L246 56V60L247 59H249V64H248V66L247 67H245V68H243V69H245L244 71H245V75L244 76H246V79H249V80H246L245 78H244V80H246V82H247V84H246V82L244 81V83H242V81H243V78L241 79V80H239L238 81V83L240 82L241 83V85L243 86H241V88L243 89L242 91H241V89L239 90L240 91V95L239 96H236V97H239V99H240V105H236V106H238L237 108H239L238 110L233 106V102H232V104H231V102H230V104L229 105H231L232 107H234L235 109H233L232 110V108H225L226 107V105L228 104V102L229 101H227V103L226 102H224V100L223 99H225V98H222V96H223V94H222V96H221V98L222 99H220V94H219V90H222V89H219V87L220 86H216V84H219L218 83V80H219V78L216 80L215 79V81L214 80H211V83H212V85H215L219 90H217L218 92H216V90H215V88L216 87H214V86H212V87H210V90L209 91H207V93H206V95H203L202 93H200V92H198V91H196V92H198V94L200 93V94H202V96H199V98L200 97H203V96H206V98H208V101L209 100H211V101H215V104H216V110H218L220 113H222L223 114V116L226 118V119H228V120H230V121H234V122H236L237 124H239V126H240V128H241V130H242V128L244 129V126H246L245 127V129H247V130H249V128H250V124L247 126V122H248V120H246V118L250 115V111L248 112V110H249V108H250V106L251 107H253V106H255V105H251V103L253 102V101H255V102H253V103H256V98H258V97H263L264 98V87L263 86H261V84H262V82L261 81H263L264 82V73L262 74V71L264 72V32H262L263 30H264V0H221V2L220 3H218L216 0H212ZM216 1V2H215ZM23 2V4H24V0L22 1ZM36 2H38L37 4H39L40 6H42V7H44L45 6V8H46V10H48L49 9V11H50V13L47 15V18H45L44 19V17L46 16L45 14H47L46 12L47 11H45V9H44V13L43 14H40V15H42V19L40 18V16H37V14H39V13H35V12H33L34 13V15L33 16H36L37 17V19L35 18L34 20H37V21H35L36 23L38 22H40L41 20L42 21H44V20H47V21H45V23L44 22H41V23H39V25L38 24H36L34 21H33V19L32 20H29V19H27L29 16L27 15L26 16V14L27 13H29L30 12V10L29 9H31V11H32V9H33V5L32 4H36ZM53 2V3H52ZM58 4H57V3ZM70 2H69V5H70ZM158 2V1H157ZM164 2H165V0H164ZM171 2H173V0L171 1ZM185 2V1H184ZM190 2V3H191ZM198 3H199V1H197ZM16 3V2H15ZM32 3V4H31ZM44 3V4H43ZM88 3V2H87ZM114 3H116V2H114ZM124 3V4H125ZM153 3V2H152ZM162 3V0H161V2H160V4ZM196 3V2H195ZM198 3H197V6H196V4H194V2H193V5H192V7H195V8H197L199 5H198ZM204 3L205 2H203V5H204ZM36 4V5H37ZM50 4V5H49ZM56 4H57V6H56ZM123 4V3H122ZM166 4H170V3H167V1H166ZM174 4V3H173ZM182 4H184V3H179V5H182ZM202 4V3H201ZM208 4V3H207ZM3 5V6H2ZM15 5H17V4H15ZM28 7H27V6ZM35 5V6H36ZM44 5V6H43ZM87 5V4H86ZM93 5H96V4H93ZM116 5V4H115ZM158 5V4H157ZM188 5V4H187ZM195 5V6H194ZM206 5V4H205ZM204 5V6H205ZM210 5H212V2L210 3ZM209 5V6H210ZM23 6V5H22ZM31 6V7H30ZM34 6V7H35ZM39 6V10L38 11H40V13H42L43 12V9H41L42 7H40ZM49 6V7H48ZM54 6H56V7H58V9L57 8H55ZM79 6V5H78ZM89 6V5H88ZM117 6H119V4L117 5ZM123 6V5H122ZM121 6V7H122ZM154 6V5H153ZM168 7H169V5H167ZM189 6H190V4H189ZM188 6V7H189ZM207 6V5H206ZM208 6V7H209ZM26 7V8H25ZM30 7V8H29ZM80 7V6H79ZM158 7V6H157ZM171 7V6H170ZM175 7H174V9H175ZM179 7V6H178ZM178 7H176V11L178 10L177 8ZM182 7H183V5H182ZM187 6H185V8H186ZM200 7H202V6H199V8ZM5 8H9L8 6H6ZM22 8H25V9H22ZM76 8H77V6H76ZM88 8V7H87ZM91 8V7H90ZM95 8V7H94ZM93 8V9H94ZM123 8V7H122ZM171 8H173V7H171ZM181 8V7H180ZM184 7H183V10L185 9ZM194 8V9H195ZM214 8V9H213ZM231 8V9H230ZM245 8V9H244ZM246 8H247V11H248V8H249V10H252L251 11V13L252 14H250V15H252V16H250L249 17V19L248 18H246V17H248V15L249 14H244V11L246 10ZM59 9V10H60ZM89 9V8H88ZM188 9V8H187ZM198 9V8H197ZM196 9V10H197ZM209 9H210V7H209ZM25 10V11H24ZM27 10H29V11H27ZM75 10V9H74ZM97 10H98V8H97ZM101 10V9H100ZM124 10V9H123ZM182 10V9H181ZM192 10V9H191ZM228 10V11H229ZM0 11H1V9H0ZM5 11V10H4ZM55 11V10H54ZM80 11V10H79ZM79 11H78V13H79ZM91 10H89V12H90ZM96 12V10H92L91 12ZM128 11V10H127ZM158 11V10H157ZM186 12H189V9H188V11L187 10H185ZM192 11H194V10H192ZM210 11V10H209ZM24 12V13H23ZM58 12V11H57ZM59 12V13H60ZM93 12V13H94ZM97 12H99V10L97 11ZM118 12V11H117ZM120 12H122V11H120ZM125 12H126V9H125V11L123 12V13H119L120 14V16L122 15V17L121 18H125V16H123V15H129V14H125ZM181 11H180V9L178 10V14H179V16L181 15V13H180ZM184 12V11H183ZM191 12V11H190ZM189 12V13H190ZM32 13V14H33ZM52 13V14H51ZM142 13V12H141ZM248 13H250V11L248 12ZM36 14V15H35ZM89 14H92V13H89ZM114 14H116V13H114ZM140 14V13H139ZM138 14V15H139ZM158 14L160 15L161 13H159L158 12ZM183 15H184V13H182ZM231 14V12L229 13V15ZM231 14V15H232ZM30 15V14H29ZM50 15V16H49ZM97 15H99L100 16V14L98 13ZM131 15H132V13H131ZM157 15V14H156ZM189 15V14H188ZM213 15V14H212ZM32 16V17H33ZM89 16H93V14L92 15H89ZM119 16V15H118ZM140 16V15H139ZM161 16V15H160ZM182 16V15H181ZM31 17V18H32ZM54 16H52V18H53ZM93 17H97V16H95V14H94V16ZM128 17V16H127ZM126 17V18H127ZM133 17V16H132ZM136 17H138L137 15H136ZM144 17V16H143ZM146 17V16H145ZM145 17H144V20L143 19H141V16L139 17V19L140 20H142V21H140V20H138L137 22V24L139 25H141V26H143V22H144V26H146V28L145 27H142V30H143V28H145L144 30H146L147 28V32H150L149 31V26H148V21L145 19ZM214 17H215V15H214ZM252 17V18H251ZM10 18V19H9ZM39 18H40V20H39ZM84 18V17H83ZM98 19H99V17H97ZM97 18H96V20H97ZM120 18V17H119ZM120 18V19H121ZM134 18V17H133ZM159 18V17H158ZM182 18V17H181ZM187 18V17H186ZM231 18V17H230ZM78 19V18H77ZM92 19V20H91ZM90 19V21H88V19H87V17H85L84 18V20H87L88 22L86 23H82V21H81V25L82 26H86L87 24L89 25V26H92V27H94V26H97V25H99L98 23H96V21L95 20H93L94 18H91ZM102 19V18H101ZM118 19V18H117ZM128 19L130 20L131 18H130V15H129V17H128ZM127 19V20H128ZM149 19V18H148ZM161 19V18H160ZM174 19V18H173ZM172 19V20H173ZM175 19L177 20V18H176V14H175ZM174 19V20H175ZM179 19V18H178ZM227 19H229L228 18V16H227ZM28 20H29V24H28ZM123 20V19H122ZM121 20V21H122ZM131 20H134V19H131ZM130 20V21H131ZM249 20V23H251L252 22V25H251V27H246L245 26V24L246 23H248L247 21ZM16 21H20V20H16ZM32 21V22H31ZM51 21H52V19H51ZM111 21V20H110ZM123 21H126V20H123ZM123 21H122V23H119V24H123ZM130 21H127L126 22V24L127 23H129ZM140 21V22H139ZM156 21H157V19H156ZM159 21V20H158ZM179 21H180V19H179ZM227 21V22H228ZM27 22V23H26ZM50 22V23H49ZM71 22V21H70ZM142 22V23H141ZM147 22V23H146ZM152 22V23H151ZM172 22V21H171ZM178 22V21H177ZM12 23H13V25L14 26H12ZM15 23V24H14ZM35 23V24H34ZM45 24L46 25V23H47V25L43 28V24ZM48 23H49V25H48ZM77 23V22H76ZM80 23V22H79ZM78 23V24H79ZM111 23H113V25L115 24V22H112L111 21ZM125 23V22H124ZM136 23V22H135ZM150 23L151 24H153V21H150ZM180 23H181V21H180ZM32 24H34L35 26H33ZM78 24H77V26H78ZM110 24V22L108 23V25ZM134 24V23H133ZM155 24V23H154ZM153 24V25H154ZM162 24V23H161ZM164 24V23H163ZM173 24V23H172ZM228 24V23H227ZM226 24V25H227ZM17 25H19L18 26V28L16 27ZM37 25H38V27H37ZM42 27H41V26ZM112 25V24H111ZM110 25V26H111ZM124 25V24H123ZM123 25H120V27H122ZM157 25V24H156ZM166 25H167V23H166ZM169 25H171V24H169ZM231 25V24H230ZM248 26H249V24H247ZM21 26V27H20ZM33 26V27H32ZM48 26V29L46 28ZM81 26V27H82ZM128 26V25H127ZM135 26V25H134ZM173 26V25H172ZM171 26V27H172ZM181 26V25H180ZM228 27H229V24L227 25ZM226 26V27H227ZM79 27V26H78ZM80 27V28H81ZM86 27H88V26H86ZM100 27V26H99ZM113 27V26H112ZM154 27V26H153ZM156 27V26H155ZM155 27H154V29H155ZM159 27H160V25H159ZM161 27H163V26H161ZM166 27V26H165ZM170 27V26H169ZM175 27V26H174ZM220 27L221 26H218L217 28L218 29H220ZM231 27V26H230ZM254 27V28H253ZM15 28V29H14ZM20 28H21V30H20ZM35 28H37V29H35ZM85 28V27H84ZM90 28V27H89ZM127 28V27H126ZM131 28H133V27H131ZM157 29H158V27H156ZM177 28V27H176ZM11 29L13 30L12 31V33L13 34H11ZM17 29V30H16ZM35 29V30H34ZM44 29H46V33H45V30ZM51 29V28H50ZM134 30L136 29V27L135 28H133ZM141 29V28H140ZM151 29H152V27H151ZM154 29H152L153 31H155V33H154V37L155 36H157L158 37V35H160V33L158 34V31H156V30H154ZM164 29H166L167 30V28H164ZM164 29H162L161 31H163ZM172 29V28H171ZM221 29H222V27H221ZM220 29V30H221ZM224 29H225V27H224ZM10 30V31H9ZM35 32H34V31ZM37 30V31H36ZM80 30V29H79ZM142 30H140L139 31V33L140 32H142ZM151 30V31H152ZM159 30V29H158ZM165 30V31H166ZM174 30V29H173ZM229 30V29H228ZM227 30V31H228ZM253 30H255V31H253ZM39 31V32H38ZM123 31V30H122ZM218 31V30H217ZM227 31H225V32H227ZM233 31V32H234ZM7 32V33H6ZM9 32V33H8ZM36 32H38L39 34L40 33H42L41 35H43L42 37L43 38H37L36 40H39L40 39V42L39 43H37V45L38 46H36V43H34L35 42V39L33 38L32 39V41H33V45L34 46H36L37 48L36 49H33V51L32 52H30V54L29 53H27L26 52V50L27 49H24L23 48V46L24 45H26V43L28 44V41H30V39H31V37H34V36H36L35 35V33ZM49 32V33H48ZM132 32H133V30H132ZM131 32V34H133ZM156 32H157V35H156ZM168 32V31H167ZM172 32H174V31H172ZM218 32H221V31H218ZM229 32H230V30H229ZM33 33H34V35H33ZM48 33V34H47ZM135 33V32H134ZM165 32L163 31V34H164ZM44 34H45V36H44ZM144 33H142V35H143ZM145 34L147 35L148 33H146V31H145ZM150 35H153L151 32L149 33ZM169 34V33H168ZM218 34V33H217ZM234 34V33H233ZM238 34V35H237ZM40 35V36H41ZM134 35V34H133ZM141 35V34H140ZM140 36V39H141V47H142V45L145 43V40L144 39H146V43H145V45H146V48H148L147 47V41H149L151 38H152V40L153 39H155V38H153V36H151V38H145V36L143 35V36ZM178 35V34H177ZM224 35H226V33H224ZM227 35H228V33H227ZM245 35V36H246ZM250 35V36H251ZM254 35H252L250 38H249V40H250V42L252 41L251 40V38L253 39V41H255L254 40ZM125 36V35H124ZM132 36V35H131ZM134 36H136V35H134ZM218 36V35H217ZM220 36V35H219ZM223 36V35H222ZM228 36H230V35H228ZM37 37H39V36H37ZM123 37V36H122ZM139 37V34H138V36L136 37V38H138ZM142 37V38H141ZM146 37H150V36H146ZM224 37H227V36H224ZM256 37V36H255ZM80 38V37H79ZM124 38V37H123ZM125 38H126V36H125ZM195 38V37H194ZM243 38H244V36H243ZM242 38V39H243ZM258 39L257 40H259V36L257 37ZM68 39V38H67ZM139 39V38H138ZM149 39V40H148ZM160 39V41H162V39H161V35L159 36V38H158V40ZM184 39V38H183ZM209 39V38H208ZM211 39V38H210ZM221 39V38H220ZM226 39H228V37L226 38ZM229 39H231V37L229 38ZM228 39V40H229ZM242 39L240 40V41H242ZM248 38H246V41L248 42V40H247ZM256 39V38H255ZM28 40V41H27ZM62 40V39H61ZM121 40V39H120ZM134 40V39H133ZM143 40V41H142ZM156 40H157V38H156ZM156 40H154L153 42L155 43L156 42ZM168 40V39H167ZM167 40H166V42H167ZM193 40V39H192ZM218 40H219V38H218ZM244 40H245V38H244ZM24 41H26V42H24ZM31 41V42H32ZM196 41V40H195ZM194 41V42H195ZM230 41V40H229ZM229 41H227V42H229ZM239 41V42H240ZM30 42V43H31ZM69 42V41H68ZM71 42V41H70ZM80 43H81V40L79 41ZM120 42H123V41H120ZM128 42V41H127ZM130 42H132V41H130ZM143 42V43H142ZM23 43H25V44H23ZM66 44H65V46L67 45H69L68 47L69 48H67V46H66V48L65 49H70L71 48V45H70V43L69 44H67V41L65 42ZM133 43V42H132ZM136 43H138V42H136ZM157 43V42H156ZM161 42H158V47H164L163 45H161L160 44ZM186 43V42H185ZM224 43H226L225 41H224ZM72 44V43H71ZM134 45H135V42L133 43ZM166 44V43H165ZM236 44V43H235ZM3 45V46H2ZM30 45V44H29ZM32 45V46H33ZM42 45V44H41ZM40 45V46H41ZM82 45V44H81ZM134 45H132V46H134ZM137 45V44H136ZM153 46L155 45V44H152ZM161 45V46H160ZM260 45V46H259ZM57 45H55V47H56ZM131 46V44H130V47H132ZM150 46H151V44H150ZM26 47V46H25ZM27 47H28V45H27ZM26 47V48H27ZM51 47V46H50ZM54 46L52 47V50H50V51H52V52H50L51 54H49L50 56H51V58L50 59H52V56L53 55H65V52H64V50H61L62 48H61V46L59 47V46H57L56 48H55ZM122 47H120V49L119 50H121V48ZM155 47V46H154ZM225 47H226V45H225ZM228 47V46H227ZM243 47L241 48V49H243ZM6 48V49H5ZM29 48V47H28ZM30 48H32L31 46H30ZM33 48H35V47H33ZM54 48V49H53ZM83 48H84V46H83ZM138 48H139V46H138ZM5 49V50H4ZM22 49H24V50H22ZM126 49H127V51H126ZM144 49V48H143ZM142 49V50H143ZM151 49V48H150ZM159 49H161V48H159ZM166 49V48H165ZM168 49V48H167ZM184 49V48H183ZM182 49V50H183ZM48 50V51H49ZM124 50H123V54H124ZM169 50V49H168ZM186 50H187V47H186ZM3 51H5V53H6V55H4V52ZM26 52L27 54H28V56H27V54H25V53H23V52ZM79 51V50H78ZM122 51V50H121ZM165 51V50H164ZM231 51V50H230ZM239 52H241V53H243V51H241V50H238ZM116 52V51H115ZM149 52V51H148ZM170 52V51H169ZM174 52V51H173ZM246 52V51H245ZM37 53H38V50H37ZM73 53V52H72ZM121 53V55H119V56H117L118 58H116V59H119V61L118 62H120V63H123L124 61H122V59H123V54ZM155 53V52H154ZM156 53H159V52H156ZM0 54V55H1ZM120 54V53H119ZM161 54V53H160ZM171 54V53H170ZM169 54V55H170ZM176 54V53H175ZM23 56V57H21V56ZM85 55V54H84ZM123 55V56H122ZM138 55H139V57H138ZM157 55V54H156ZM227 55V54H226ZM241 55V54H240ZM251 55V54H250ZM25 56H27V57H29V58H32V62H33V64H34V69H33V74H32V77H29V76H27L26 78H24L22 75H21V73H23L22 72V70H23V68L22 67H24L23 65H22V67H20L21 65L20 64H22V62L21 61H24V59L26 58ZM116 56H114L113 58H115ZM157 56H159V55H157ZM174 56V55H173ZM20 57V58H19ZM25 57V58H24ZM49 57V56H48ZM109 57V56H108ZM120 57V58H119ZM122 57V58H121ZM143 57V58H142ZM154 57H156V56H154ZM176 57V56H175ZM179 57V56H178ZM227 57V56H226ZM241 57V56H240ZM24 58V59H23ZM28 58V60H30ZM110 58V57H109ZM112 58V57H111ZM141 58V59H140ZM20 59H21V61H20ZM154 59V58H153ZM185 59V58H184ZM214 59V58H213ZM213 59H212V61H213ZM222 59V58H221ZM27 60V59H26ZM43 60V59H42ZM73 60H74V57H73ZM77 60V59H76ZM147 60V61H146ZM172 61L171 62H173V58L171 59ZM183 60V59H182ZM219 60V59H218ZM244 60H245V58L243 57V62H241V63H245L244 62ZM245 60V61H246ZM19 61V62H18ZM36 61V60H35ZM39 61V60H38ZM52 61V60H51ZM78 61V60H77ZM117 61V60H116ZM168 61H170V60H168ZM248 61V60H247ZM5 64V65H3V63ZM31 62V61H30ZM32 62H31V65H32ZM74 62V61H73ZM109 62V61H108ZM126 62V61H125ZM152 62V61H151ZM186 62V61H185ZM221 62H222V60H221ZM221 62H219V63H221ZM227 62V61H226ZM225 62V63H226ZM20 63V64H19ZM135 63V62H134ZM163 63V62H162ZM170 63V62H169ZM177 62H174V64H176ZM212 63H214V61L212 62ZM241 63H240V67H241ZM26 64H29V66H31L30 65V63H26ZM64 64V63H63ZM72 64V63H71ZM74 64V63H73ZM82 64V63H81ZM81 64H79V65H81ZM89 64V63H88ZM142 64V65H141ZM147 64V65H148ZM164 64V63H163ZM181 64V63H180ZM187 64V63H186ZM186 64L184 65V66H186ZM210 65H211V62L209 63ZM216 64V63H215ZM75 65V64H74ZM73 65V66H74ZM84 66H86L87 64H83ZM151 65V64H150ZM170 65V64H169ZM168 65V66H169ZM210 65H208L207 67H209ZM225 65V64H224ZM243 65V64H242ZM33 66V65H32ZM50 66V65H49ZM60 66V65H59ZM90 66H91V64H90ZM120 66V67H121ZM127 66H125L124 68L126 69L127 68ZM134 66H137V68H136V71H135V67ZM163 66V65H162ZM171 66V65H170ZM215 67H217V66H221V65H214ZM226 66V65H225ZM4 67H6V70H4ZM52 67V66H51ZM80 67V66H79ZM130 67V68H129ZM181 67V66H180ZM180 67H179V69H180ZM188 67V66H187ZM211 67V66H210ZM213 67V66H212ZM211 67V68H212ZM224 67V66H223ZM82 68H83V66H82ZM91 68V67H90ZM90 68H89V70H90ZM113 68H116V67H113ZM112 68V69H113ZM150 68V67H149ZM149 68H148V70H149ZM214 68V67H213ZM222 68V67H221ZM220 68V69H221ZM226 68V67H225ZM259 68H262V69H259ZM31 69H32V67H31ZM31 69H30V71H31ZM45 69V70H44ZM54 69V68H53ZM88 69V68H87ZM107 69H108V67H107ZM143 69V68H142ZM142 69H140L139 70V72L142 70ZM161 69V68H160ZM159 69V70H160ZM170 69V68H169ZM179 69H178V72H180L179 71ZM182 69V68H181ZM184 69V68H183ZM187 69V68H186ZM214 69H216V68H214ZM219 69V68H218ZM218 69H217V71H218ZM73 70V69H72ZM77 70V69H76ZM76 70H74V71H76ZM92 70V69H91ZM120 70H122L121 72H120ZM146 70V69H145ZM145 70H143V71H145ZM148 70H147V74L145 73V75H146V77L147 76H149L150 74L148 73ZM176 70H177V68H176ZM205 70H206V68H205ZM209 70H210V73L212 72L211 71V69H208V71H205L206 72V74H207V76H208V73H209ZM213 70V69H212ZM224 70V69H223ZM227 70H229L228 68H227ZM257 70H259V71H261V72H258L257 73ZM51 71V72H50ZM104 71V70H103ZM143 71L141 72V73H143ZM150 71V70H149ZM152 71V70H151ZM156 71V70H155ZM165 71V70H164ZM173 71V70H172ZM172 71H169V73L170 72H172ZM174 71H175V69H174ZM196 71V70H195ZM216 71V70H215ZM244 71H242V73L244 72ZM47 72H49L48 74H52V75H50V82H48L47 83V79H46V83H43V82H45V81H43V79L44 78H47V77H49V75L47 76V75H45ZM88 72H90V71H87L86 73L89 75V73ZM125 72V73H124ZM139 72H136L135 74H137V73H139ZM187 72V71H186ZM185 71H184V73H186ZM191 72V71H190ZM201 72V71H200ZM236 72H237V70H236ZM241 72V71H240ZM237 73L238 75L239 74H242V73ZM256 72V73H255ZM30 72H28L27 73V75L29 74ZM32 73V72H31ZM30 73V74H31ZM55 73V72H54ZM74 73V72H73ZM92 72H90V74H91ZM121 73V74H120ZM174 73V72H173ZM175 73H177V71L175 72ZM180 73H182V72H180ZM179 73V74H180ZM213 73H214V71H213ZM221 73V72H220ZM235 73V72H234ZM261 73V74H260ZM4 75L3 77H6V75H8V77H6L7 78V80H5V79H3L2 78V75ZM29 74V75H30ZM77 74V73H76ZM124 74V75H123ZM140 74V73H139ZM139 74H137V76L139 75ZM149 74V75H148ZM183 74V73H182ZM203 74V73H202ZM201 73L200 74H198L199 75V77H200V75H202ZM236 74V73H235ZM254 74H255V76H257L256 78L254 77V79H253V76H254ZM263 75V78L262 77H259V79H257L258 78V75ZM123 75V76H122ZM143 75H144V73H143ZM144 75V76H145ZM160 75V74H159ZM178 74H176V76H177ZM189 75H190V73H189ZM216 75L218 76V74H217V72H216ZM216 75H215V73H214V76H213V79L216 77ZM236 75V79H237V77H238V79H240L242 76L241 75ZM46 76V77H45ZM52 76V77H51ZM120 76V77H119ZM130 77V75H127L126 77L127 78H129ZM140 76V75H139ZM138 76V78H140ZM187 76V73H186V75H185V77ZM196 76V75H195ZM203 76H205V73H204V75ZM241 76V77H240ZM13 78V80L12 79H10V78ZM115 77H116V79H115ZM131 77H132V75H131ZM153 77V76H152ZM151 76H149V78H152ZM155 77V76H154ZM159 77V76H158ZM157 77V78H158ZM179 77V76H178ZM181 77H183L182 75H181ZM185 77H184V79H185ZM188 77V76H187ZM198 76L196 77V79H198L199 78ZM206 77V76H205ZM211 77V76H210ZM210 77L208 76V78L210 79ZM232 77H233V75H232ZM240 77V78H239ZM141 78H142V76H141ZM145 78V77H144ZM157 78H155L156 80H157ZM165 78V77H164ZM168 78V77H167ZM173 78H176L174 75H173ZM207 77L205 78V79H203V77L201 78L200 77V81H198V82H201L202 80H203V82H204V80L206 81V79H208ZM226 78H227V76H226ZM262 78V79H261ZM93 79V78H92ZM95 79V78H94ZM119 79V80H118ZM121 79V80H120ZM126 79V78H125ZM179 79V78H178ZM187 79V80H186ZM185 80H186V82L188 83V78H186ZM3 80H5V81H7V82H5V81H3ZM12 80V81H11ZM43 81V82H41L40 83V81ZM105 80V79H104ZM123 80V82H120V81H122ZM142 80V79H141ZM148 80V79H147ZM151 80V79H150ZM150 80H148V81H150ZM163 80V79H162ZM180 80V79H179ZM182 80V79H181ZM181 80H180V82H181ZM224 80H226V79H224ZM253 80H256L258 83L257 84H260L259 83V81L261 82V84L260 85H258V86H256L257 87V91L255 92V97L253 98V93H254V84H256L255 82H252V83H254V84H251L250 83V85H254L253 87H251L252 89L250 90V89H248V81H253ZM9 81H11L10 83H9ZM37 81V82H36ZM38 81H39V83H38ZM68 81V80H67ZM106 81V80H105ZM117 81V82H116ZM118 81H119V83H118ZM145 81H146V79H145ZM152 81V80H151ZM169 81V80H168ZM174 81H176V80H174ZM210 81V80H209ZM92 82H94V81H92ZM124 82L126 83V85H124L123 87H121L120 85H123L124 84ZM141 82V81H140ZM178 82V81H177ZM177 82H175L176 84H177ZM183 82V81H182ZM181 82V83H182ZM185 82V81H184ZM196 82V81H195ZM207 82V81H206ZM214 82H216V83H214ZM222 82H223V80H222ZM227 82V81H226ZM230 82V81H229ZM234 82V83H233ZM232 82V84H234V87H235V85L237 84V82L234 80ZM1 83H2V86H1ZM35 83H38L37 85L35 84ZM53 83V82H52ZM73 83V82H72ZM76 83V82H75ZM114 83H117L118 84V86H116L117 84H114ZM154 83V82H153ZM172 82H170V84H171ZM174 83V84H175ZM210 83V84H211ZM239 83V84H240ZM10 84H12V87H10ZM40 84H42V85H40ZM47 84V85H46ZM60 84V83H59ZM65 84V83H64ZM130 84V83H129ZM141 84H142V87L143 86H145V84L146 83H144V85H143V83L141 82ZM184 84V83H183ZM189 84V83H188ZM201 84H202V82H201ZM207 84V83H206ZM208 84H209V82H208ZM223 84V83H222ZM228 84V83H227ZM245 84V85H244ZM4 85H6L5 87H4ZM7 85H8V87H7ZM46 87H45V86ZM131 85V84H130ZM172 85V84H171ZM181 84L179 83V86H174L173 88H172V90L173 89H175V92H174V94H173V92L171 93V95H169L168 96V99L170 100V104H167V106H165V108H162V112L160 113V115H165V114H163L164 113V110H166L167 109V107H168V109H170V111H171V113H170V111H169V113H168V115L169 114H172L173 113V116L172 115H170V118L172 119V117H173V121H171V119H169V120H167V118L165 117V119L167 120V123H166V120H164V117L162 116L161 117V119H160V121L162 120V122H163V124L165 123L166 124V126H172L171 124H169V123H172V122H174V126H172V127H167V130L168 129H170L169 131L171 132V130H172V128H175L176 127V124H175V121L177 122V125H178V127L180 126L179 125V122H178V118L177 117H179V119H180V117L183 115L182 114V112H183V110H185V108H186V100L190 103V101H194V100H191V99H194L193 98V93H192V91H191V96H192V98H191V96L189 95V93H188V89L186 88V90H184V87L181 85ZM204 85H205V83H204ZM226 85V84H225ZM246 85H247V88H245L246 87ZM262 85H264V84H262ZM36 86H40V87H36ZM50 86H52V85H50ZM67 86V85H66ZM70 86V85H69ZM71 86L73 87V85L71 84ZM70 86V87H71ZM136 86V85H135ZM147 86V85H146ZM164 86V85H163ZM173 86V85H172ZM185 86H187V84L185 85ZM198 86H200V85H198ZM237 86V85H236ZM262 87V89H261V87ZM42 87V88H41ZM45 87V88H44ZM78 87V86H77ZM117 87V88H116ZM129 85L127 86V88L129 89ZM159 87H160V85H159ZM182 87H183V89H182ZM196 87V86H195ZM224 87V86H223ZM234 87H232L233 89H234ZM258 87H260V88H258ZM38 88V89H37ZM49 88V87H48ZM67 88H68V86H67ZM66 88V89H67ZM80 88V87H79ZM119 88H120V90H119ZM123 88V89H122ZM138 88V87H137ZM200 88H201V86H200ZM226 88H227V86H226ZM250 88V87H249ZM31 89V90H30ZM51 89V88H50ZM63 89H64V87H63ZM65 89V90H66ZM69 89V88H68ZM71 89V88H70ZM70 89H69V91H70ZM80 89H82V88H80ZM113 89V90H112ZM119 91H118V90ZM143 89H145V88H142V91H143ZM146 89H147V87H146ZM165 89V88H164ZM195 89V88H194ZM197 89V88H196ZM235 89H237V87H235ZM235 89H234V91H235ZM245 89V90H244ZM1 90V89H0ZM30 90V96L27 94L28 93V91ZM62 90V89H61ZM72 90H74V89H72ZM79 90V89H78ZM110 90H111V92H110ZM115 90V91H114ZM138 90H140V88L138 89ZM137 90V91H138ZM150 90V89H149ZM184 90V91H183ZM193 90V89H192ZM203 90V89H202ZM252 90H253V92H252ZM259 90H262L263 91V93H262V91H260L261 92V95L260 96H258L259 94H260V92H259V94H258V91ZM58 91H60V89H58ZM63 91V90H62ZM61 91V92H62ZM171 91V90H170ZM169 91V92H170ZM174 91V90H173ZM214 91H215V93L217 94H215L214 93ZM27 92V93H26ZM64 92V91H63ZM65 92H67V91H65ZM64 92V93H65ZM77 92V91H76ZM75 92V93H76ZM80 92V91H79ZM111 93V95H110V97L111 98H106V97H104L106 94H108V93ZM114 92V93H113ZM117 92H118V95H119V97H118V95H116L117 94ZM135 92V91H134ZM134 92H131L130 94L132 95V93H134ZM141 92V91H140ZM139 92V93H140ZM147 92V91H146ZM8 93V94H7ZM47 93H48V91H47ZM69 93V92H68ZM73 93H74V91H73ZM81 93V92H80ZM83 93V92H82ZM138 93V92H137ZM152 92H150V94H151ZM235 93H236V91H235ZM258 95H257V94ZM79 94V93H78ZM103 94H104V96H103ZM153 94V93H152ZM173 94V95H172ZM197 94V93H196ZM199 94V95H200ZM237 94V93H236ZM68 95H70V93L69 94H67V96ZM72 95H74V94H72ZM113 95H115V96H113ZM135 95V94H134ZM137 95V94H136ZM235 95V94H234ZM2 96H0V98L2 97ZM4 96V97H5ZM34 96V97H33ZM56 96V95H55ZM59 96H62V95H59ZM58 95H57V97H59ZM113 96V97H112ZM170 96H172V97H174L175 99H177L176 101H174L175 99L174 98H172V97H170ZM198 96V95H197ZM216 96H218L219 98H216ZM257 96V97H256ZM50 97H52V96H50ZM70 97H71V95H70ZM75 97V96H74ZM73 96H72V98H74ZM78 97V96H77ZM77 97H75V98H77ZM118 97V98H117ZM125 98L127 97V96H124ZM123 97V98H124ZM141 97H143L142 99H139V98H141ZM146 97V98H145ZM162 97V96H161ZM225 97V96H224ZM60 98V97H59ZM74 98V99H75ZM115 98V99H114ZM128 98H129V96H128ZM235 98V97H234ZM5 99V98H4ZM54 99H55V97H54ZM58 99V98H57ZM63 99V97L61 98V100ZM117 99V100H116ZM149 99V100H148ZM154 99V98H153ZM161 99V98H160ZM188 99H190V100H188ZM203 99H204V97H203ZM202 99V100H203ZM218 99H220V101L221 102H224V103H226L225 104V107L223 106V103H220V101L218 100ZM239 99L237 98V99H235L236 100V103H237V100H238V102H239ZM49 100H52V98L50 99L49 98ZM48 100V101H49ZM61 100H59V101H61ZM69 100H71V99H69ZM80 100V101H81ZM113 100H114V102H115V104L114 103H112L113 102ZM125 101H126V99H124ZM129 100V99H128ZM159 100V99H158ZM205 100V99H204ZM52 101H54V100H52ZM57 101V100H56ZM78 101V99L76 100V102ZM124 101V103H127V102H125ZM211 101H210V103H211ZM258 101H259V99H258ZM262 101H264V99H262ZM64 102H72V100L71 101H68V100H66V97H65V101H62V103H61V107H60V110H58V108H57V112H56V110L55 111H52V114L53 115H55L56 116V113H58L60 116H62V115H64V116H66L65 114H66V112L65 111H67V110H63L66 106H64L63 104H66V103H64ZM75 102V101H74ZM73 102V103H74ZM122 102H123V100H122ZM158 102V101H157ZM168 102V101H167ZM174 102H176V104L178 103L179 104V106L181 107V109L183 108V110H182V112L180 111L181 109H180V107L178 106V108L180 109L179 110V112H176V110H177V107H176V105H175V103ZM205 102H207V99H206V101ZM204 101H203V105H205L204 103H205ZM43 103V102H42ZM46 103H47V100H46ZM49 103V102H48ZM47 103V104H48ZM53 103V102H52ZM55 103H58V102H55ZM72 103V104H73ZM124 103H123V105H121L122 107H120V109L122 108L123 109V106H124ZM191 103H193V105H196L195 107H196V109L198 110V108H200L197 104H195L194 102H191ZM199 103H201V102H199ZM208 103V102H207ZM234 103H235V101H234ZM252 103V104H253ZM263 103V102H262ZM43 104H45V102L43 103ZM71 104V103H70ZM77 104V103H76ZM75 104V105H76ZM109 104H111V105H109ZM122 104V103H121ZM151 104V103H150ZM154 104H155V101H154ZM160 104V103H159ZM237 104H239V103H237ZM256 104H258V103H256ZM264 104V103H263ZM262 104V105H263ZM50 105V104H49ZM52 105V104H51ZM62 105H63V107H62ZM67 105V104H66ZM75 105H73V106H75ZM116 108H114L113 106ZM192 105V104H191ZM190 105V106H191ZM192 105V106H193ZM208 105V104H207ZM206 105V106H207ZM210 105V104H209ZM1 106L3 107L2 109H1ZM43 106V105H42ZM48 106V105H47ZM57 106V105H56ZM68 106V105H67ZM150 106V105H149ZM182 106H184V107H182ZM189 106V107H190ZM206 106H204L203 108H205ZM257 106V105H256ZM49 107V106H48ZM47 107V108H48ZM171 107V108H170ZM189 107H187L186 109H188L189 110ZM211 107V106H210ZM210 107H208L207 108V110L209 111V109H210ZM43 108H44V106H43ZM52 108V107H51ZM56 108V107H55ZM63 108V109H62ZM67 108V107H66ZM65 108V109H66ZM156 107H154V109H155ZM160 108H161V106H160ZM159 108V109H160ZM257 108V107H256ZM40 109V108H39ZM50 109V108H49ZM53 109V108H52ZM62 109V110H61ZM79 109V108H78ZM113 109V110H112ZM125 109V108H124ZM150 109V108H149ZM195 109V108H194ZM195 109V110H196ZM231 109V110H230ZM255 109V108H254ZM44 110H46V106H45V108H44ZM54 110V109H53ZM69 110H71V108H69L68 109V111ZM80 110V109H79ZM166 110V111H167ZM188 110L187 111H185L184 113H186V112H188ZM211 110V109H210ZM250 110H252V109H250ZM50 111H51V109H50ZM49 110L47 111V112H50ZM63 111V112H65V114H63V112H62V114H60L61 112ZM67 111V112H68ZM76 111V110H75ZM124 111V110H123ZM166 111H165V113H166ZM189 111H191V113H194L193 115H195V114H198L199 112L198 111H193V107H191V109L189 110ZM199 111H201V108H200V110ZM212 111V110H211ZM210 111V112H211ZM213 111H215V110H213ZM38 112H41V109L38 111ZM55 112V113H54ZM69 112H72V111H69ZM103 111H101V113H102ZM121 112V111H120ZM132 112L134 113V114H132ZM143 112H144V114H143ZM154 112H155V110H154ZM202 112V111H201ZM200 112V113H201ZM252 112H253V110H252ZM256 112V111H255ZM34 114V115H32V114ZM46 114V112H43V114ZM95 113H97V112H95ZM93 114V115H96V114ZM109 113V114H110ZM122 113V112H121ZM147 113H148V111H147ZM150 113V112H149ZM176 113H178V116L176 115ZM181 113V114H180ZM188 113H190V112H188ZM188 113L187 114H185V115H188ZM200 113H199V115H200ZM214 113V112H213ZM247 113H249V115L248 116H246L247 115ZM254 113V112H253ZM39 114H41V113H39ZM38 114V115H39ZM45 114L44 115H42L41 114V116H45ZM48 114V113H47ZM46 114V115H47ZM51 114V115H52ZM70 114H71V116H70ZM68 116L70 117H67L68 119H69V121L71 122L73 119H72V113H70ZM75 113H74V110H73V115H74ZM123 114V113H122ZM124 114H127V111H126V113H124ZM181 116H180V115ZM215 114V113H214ZM213 114V116L215 117V115ZM255 114V113H254ZM58 115V116H59ZM91 115H92V113H91ZM99 115L101 116V114H100V112H99ZM141 115V116H140ZM174 115L175 116H177V117H174ZM191 115V114H190ZM217 115V114H216ZM57 116V117H58ZM59 116V117H60ZM135 116V117H134ZM139 116H140V118H139ZM172 116V117H171ZM75 117V116H74ZM90 117V116H89ZM97 117H98V115H97ZM144 117V116H143ZM183 117V116H182ZM181 117V119H183ZM187 117V116H186ZM192 117V116H191ZM193 117H195V116H193ZM192 117V118H193ZM244 117H245V120H244ZM252 117H254V116H252ZM41 117H39V119H40ZM45 118V117H44ZM44 118H42V120H44ZM56 118V117H55ZM61 118H63V116L62 117H60V119ZM83 118L85 119V120H83ZM93 118V117H92ZM95 118H96V116H95ZM95 118H93L94 119V121L93 122H95ZM99 118V117H98ZM97 118V119H98ZM104 117H100V120L101 119H103ZM121 118V117H120ZM138 118L139 119H141V120H139V122H138ZM158 118V117H157ZM159 118H160V116H159ZM174 118L176 119V120H174ZM196 118V117H195ZM39 119H38V121H39ZM47 119L49 120V119H51L50 118V115H49V117H47ZM54 119V118H53ZM59 119V120H60ZM65 119V118H64ZM83 121H82V120ZM181 119H180V121H181ZM48 120L46 121V122H48ZM54 120H56V119H54ZM53 120V124H55V122L56 121H58V120H56V121H54ZM63 120V119H62ZM77 120V121H78ZM109 120V121H110ZM143 120H145V119H143ZM188 120H190V119H188ZM88 121H90V118H89V120ZM97 121V120H96ZM102 121V120H101ZM104 122L106 121V120H103ZM105 122V125H107V129L109 128L110 130H111V127H110V122L108 123V122ZM123 121V122H122ZM125 121V122H124ZM148 121V120H147ZM165 121V122H164ZM168 121H171V122H168ZM184 121V120H183ZM187 121V120H186ZM185 121V122H186ZM214 121V120H213ZM217 121V120H216ZM216 121H215V124H216ZM244 121H246L245 123H244ZM250 121H251V119H250ZM250 121H249V123H250ZM75 122V121H74ZM84 122H83V124H84ZM97 122H99V121H97ZM96 122V123H97ZM104 122H100V124L101 125H103V123ZM128 122V123H127ZM138 122V123H137ZM182 122V121H181ZM180 122V123H181ZM42 123V122H41ZM51 123H52V121H51ZM133 122L131 121V124H132ZM153 123H154V121H153ZM40 124V123H39ZM44 124H45V122H44ZM43 124V125H44ZM94 124V123H93ZM99 124V123H98ZM110 124V125H109ZM137 124V125H136ZM246 124V125H245ZM97 125V124H96ZM153 125V124H152ZM182 125V124H181ZM217 125H219V126H221L222 127V125H221V123H219L218 124V122H217ZM20 126H23V129H24V133H23V135L22 136H20V133H19V135L14 139V142L13 143H15V145L13 146V147H11L10 145H9V139L18 131V129L19 128H22V127H20ZM42 126V125H41ZM81 126H82V124H81ZM92 126H94V125H92ZM130 128H129V127ZM147 126V125H146ZM159 126H161V125H159ZM158 126V127H159ZM163 126V125H162ZM165 126V125H164ZM163 126V127H164ZM237 126V125H236ZM236 126H234V127H236ZM238 126V127H239ZM60 127V126H59ZM102 126H100L99 128H101ZM156 127V126H155ZM178 127H176V129L179 131V129H178ZM220 127V128H221ZM231 127V126H230ZM92 128L93 127H91L90 128V133H92ZM95 128H96V126H95ZM99 128H96V130L98 131L99 130ZM103 128V127H102ZM105 128V127H104ZM126 128H128L127 130H126ZM131 128H133L132 130H133V134H131L129 131H132V130H130ZM152 128V127H151ZM157 128V127H156ZM214 128V129H219L220 130V132H221V129H223V128ZM224 128H225V126H224ZM22 129V130H23ZM61 129V128H60ZM82 129V128H81ZM88 129V128H87ZM175 129V130H176ZM238 129V128H237ZM21 130V129H20ZM21 130V131H22ZM49 130V129H48ZM135 130H136V133L137 132H139L137 135H138V138H134V133H135ZM165 130V129H164ZM181 130V129H180ZM219 130H217V131H219ZM224 130V129H223ZM241 130H239V131H241ZM96 131V132H97ZM109 131V132H108ZM112 131L114 132V130L112 129ZM127 131V132H126ZM149 131V130H148ZM160 131V130H159ZM162 131V130H161ZM172 131H174V130H172ZM212 131H214V130H212ZM217 131L215 130L214 132H216L217 133ZM225 131V130H224ZM223 131V132H224ZM245 131V130H244ZM23 132V131H22ZM39 132V133H38ZM60 132V131H59ZM84 132V131H83ZM89 132V129L87 130V133ZM118 132V133H117ZM123 132H125L127 135H126V137L125 138H133L132 140H131V138H130V140L129 139H125V140H127V142L128 141H130V143H128L127 145L129 146V147H125V150L127 149L128 151H127V155H126V157H125V153L123 154L124 155V157L126 158V160H124L123 159V157L121 156V152H119L120 151V149H122V152H123V148H124V143H122L121 142V144L117 141L116 142V140H118V137L116 138L115 136H117V135H119V136H121V135H124V133ZM131 134L129 137H128V134L129 133ZM165 132V131H164ZM163 132V134H164V136L165 137H167V132L166 133H164ZM175 132V131H174ZM214 132H212V133H214ZM222 132V133H223ZM226 133L228 132V133H230L229 131H225ZM241 132H243V131H241ZM36 133H38L40 136H37L36 137ZM61 133V132H60ZM86 133V134H87ZM89 133V134H90ZM123 133V134H122ZM135 133V134H136ZM162 133V132H161ZM160 133V134H161ZM172 133V132H171ZM171 133H169V135H171ZM176 133V132H175ZM181 133H182V131H181ZM37 134V135H38ZM143 134H146V130L144 131V133ZM163 134L161 135L162 137H163ZM173 134V133H172ZM177 135H178V132L176 133ZM179 134H180V131H179ZM231 134V133H230ZM45 135H47V136H45ZM49 135H50V133H49ZM52 135H54V134H52ZM112 135H114L113 137H112ZM137 135H135V136H137ZM147 135H149L148 133H147ZM146 135V136H147ZM151 135H153V134H151ZM181 135V134H180ZM180 135H178V136H180ZM224 135V134H223ZM239 135V134H238ZM83 136V135H82ZM85 136V135H84ZM106 136V137H105ZM140 136V137H139ZM154 136V135H153ZM177 136V137H178ZM182 136H183V134H182ZM181 136V137H182ZM227 136H230L229 134L227 135ZM38 137H40V140L39 141H37L38 139ZM122 137H124V136H122ZM122 137H120L119 139H121L120 141H125L124 140V138L122 139ZM162 137H160V139H158V144L157 145H159V146H157V148L159 147V148H162V145L160 144V143H162V144H164V142L163 141H161V138ZM162 138V140H164V141H166L167 139L166 138ZM175 137V139H176V135L174 136ZM173 136H169V137H167L168 138V143L170 144L171 143V141L170 140H174V139H172V138H174ZM246 137H247V135H246ZM41 138H43V139H41ZM82 138V137H81ZM105 138H107V140L105 141ZM148 138H150L149 136H148ZM152 138V137H151ZM169 138H170V140H169ZM230 138H232V137H230ZM12 139H13V137H12ZM47 139H48V137H47ZM80 139V138H79ZM104 141H103V140ZM138 141H137V140ZM181 139H183V138H181ZM193 139H194V137H193ZM196 139V138H195ZM243 139V138H242ZM43 140V141H42ZM82 140V139H81ZM92 140H94V139H92ZM92 140H91V144H92ZM101 140V141H100ZM135 140H136V142H135ZM146 140H148V139H146ZM245 140V139H244ZM48 142L47 143H49V139L47 140ZM58 141V140H57ZM83 141V140H82ZM82 141H80V142H82ZM86 141H87V138H86ZM95 141V140H94ZM109 141V142H108ZM132 141V142H131ZM133 141H134V143H133ZM170 141V142H169ZM175 141V140H174ZM174 141H173V143H174ZM177 141V140H176ZM175 141V142H176ZM178 141H179V138H178ZM183 141H185L184 139H183ZM183 141L181 140V141H179L180 143H182V144H180V146L182 145L183 147L182 148H184V149H186L185 147H184V145H183ZM241 141H243V140H241ZM41 142H43V143H41ZM45 142H46V139H45ZM56 142V141H55ZM96 142V141H95ZM110 143V142H112V143H110L109 144V146L108 145H106V143ZM116 143L117 145H114V143ZM126 141H125V144L127 143ZM167 142H165V144L167 145ZM178 142V143H179ZM237 142V141H236ZM240 142V141H239ZM11 143V142H10ZM82 143H84V144H86L85 143V141L84 142H82ZM88 143V142H87ZM94 143V142H93ZM131 143H132V145H131ZM146 143H150V142H147L146 141ZM152 143V142H151ZM172 143V144H173ZM177 143V144H178ZM191 143V142H190ZM244 143V142H243ZM246 143H248V142H246ZM11 144V145H12ZM64 144H65V142H64ZM91 144H89L90 146H91ZM113 144V145H112ZM176 143H175V146H178ZM186 144V143H185ZM93 145V144H92ZM118 145H120L119 147H118ZM126 145V146H127ZM146 145H149V144H146ZM165 145V146H166ZM174 145V144H173ZM49 146V145H48ZM66 146V145H65ZM78 148H80V149H82L84 152H86L85 154H83V156L81 155V157L79 156L80 154H82L81 153V151H79L80 149H77V147ZM82 146V145H81ZM86 145H84V147H85ZM104 146H106V147H104ZM108 146V147H107ZM116 146V147H115ZM164 145H163V147H165ZM175 146H174V148H175ZM248 146V145H247ZM18 147H19V149H18ZM57 147V146H56ZM63 147V146H62ZM92 147H94V146H92ZM114 147H115V149H114ZM151 147V146H150ZM166 147H168V145L166 146ZM189 147V146H188ZM191 147H193L194 148V146L192 145ZM249 147V146H248ZM14 148H15V150H14ZM86 148V147H85ZM109 149V148H112V149H109L110 150V152H109V150H107V149ZM118 148H120V149H118ZM169 148H170V146H169ZM172 148H173V146L169 149V150H166V148H165V151H167V154L170 156V154L171 155H174V153L176 154L177 153V147H176V149H174L175 151L173 152V151H171L172 150ZM178 148H179V146H178ZM18 149V150H17ZM94 149H95V147H94ZM107 151H106V150ZM114 149V150H113ZM118 149V150H117ZM146 149V148H145ZM150 148H147V150H149ZM181 149V148H180ZM77 150H78V152H77ZM61 151V150H60ZM82 151V152H83ZM155 151H157V150H155ZM169 151H171V152H173V154L172 153H168ZM180 151H181V153H183L182 152V150H179V153H180ZM190 151H191V149H190ZM189 151V152H190ZM65 152V154L67 153V151H64ZM79 152H80V154H79ZM83 152V153H84ZM125 152V151H124ZM145 152V151H144ZM162 152V151H161ZM163 152H164V150H163ZM21 155H20V154ZM69 153H67V154H69ZM75 153H77V155L75 154ZM87 153H88V155H87ZM120 153V154H119ZM146 153H149V152H147L146 151ZM180 153V154H181ZM20 156H19V155ZM74 154L76 155V156H74ZM97 154V155H98ZM167 154H163V155H167ZM178 154V153H177ZM176 154V155H177ZM185 154V153H184ZM189 154V153H188ZM191 154V153H190ZM189 154V155H190ZM62 155H63V153H62ZM144 156H145V153L143 154ZM17 156H19V158L17 157ZM22 156V157H21ZM67 156V155H66ZM85 156V157H84ZM182 156H183V154H182ZM181 156V157H182ZM71 157V156H70ZM74 157V158H73ZM77 157V159H75ZM171 157V156H170ZM175 157V156H174ZM179 157V156H178ZM183 157H185V155L183 156ZM190 157V156H189ZM65 158H67V157H65ZM78 158H80V159H78ZM81 158H83V159H81ZM84 158L86 159V160H84ZM144 158V157H143ZM146 158V159H145ZM145 158H144V160H148L147 159V157L145 156ZM260 158V157H259ZM30 159V161L32 160L33 162H34V164L32 165V167L34 166L35 167V174H32V176H30V174H29V176L30 177H26L25 179H24V177H23V171L25 170V168H24V165L28 162L27 160H29ZM67 159H69V158H67ZM73 159L75 160V161H77V162H75V161H73ZM173 159H175V158H173ZM179 159V158H178ZM182 159V158H181ZM263 159V158H262ZM88 160H90V162H92V163H90V162H87ZM93 160H96V161H94L95 163H97L96 165H95V163L93 164ZM188 160H189V158H188ZM79 161H81V162H79ZM84 161V162H83ZM99 161H100V163H99ZM160 161V160H159ZM173 161H175V160H173ZM181 161V160H180ZM183 161H185L184 159H183ZM257 161V160H256ZM260 161V160H259ZM67 162V163H66ZM72 162V163H71ZM79 162V163H78ZM85 162H87V163H85ZM146 162H148V161H146ZM150 162V161H149ZM167 162V161H166ZM171 162V161H170ZM177 162V161H176ZM186 162H187V159H186ZM89 163H90V165H89ZM137 163H138V168H139V162L137 161ZM179 163H181V162H179ZM179 163H177V164H179ZM184 163V162H183ZM98 164L100 165V166H98ZM126 164H128V166H127V169H126V166L125 165ZM143 164V163H142ZM142 164H141V166H142ZM152 164V163H151ZM155 164V163H154ZM164 164V163H163ZM88 165V166H87ZM91 165H94V166H91ZM120 165H122V166H120ZM156 165V164H155ZM161 165V164H160ZM171 165H173V164H171ZM170 165V163H169V166H171ZM90 166V167H89ZM96 166H98L99 168H98V171H99V169H101L102 171L101 172H105L104 174H106V176H107V174H108V176H110V177H112V179H111V181H113V182H111L110 180H109V178H108V180L109 181H107L106 179V182L104 181V177H105V175H103L104 177H102L101 178V176L102 175H99L100 174V171L98 172V171H96V172H94L97 168H92V169H94V171H92V169H91V167H96ZM120 167L119 168V170L121 169V171H119V170H117L116 171V168L115 167ZM130 166H131V168H130ZM135 166V165H134ZM137 166V165H136ZM143 166H145V163H144V165ZM159 166V165H158ZM157 166V167H158ZM179 166V165H178ZM257 166V165H256ZM31 167V166H30ZM32 167H31V169H32ZM33 167V168H34ZM112 168V167H114L113 168V170L111 169V171L110 170H108V169H110V168ZM147 167H149V165L147 166ZM172 167V166H171ZM171 167H169V168H171ZM176 167V166H175ZM179 167H181V165L179 166ZM135 168V167H134ZM162 168H163V166H162ZM167 168V167H166ZM181 168H185V167H181ZM114 169H115V171H114ZM125 169V172L123 173V170ZM135 169H137V168H135ZM134 169V170H135ZM140 169V168H139ZM139 169H137L138 170V172H139ZM143 169V168H142ZM141 169V170H142ZM165 169V168H164ZM8 172H7V171ZM10 170V171H9ZM33 170V169H32ZM134 170L132 169V171L134 172ZM149 170H151V169H149ZM114 171V173H111V172H113ZM136 171V170H135ZM1 173V172H0ZM28 173V172H27ZM30 173V172H29ZM34 173V172H33ZM99 173V174H98ZM135 173V172H134ZM143 173V172H142ZM149 173H151V172H149ZM102 174V173H101ZM152 174H154V173H152ZM26 175V174H25ZM24 175V176H25ZM138 175H141V171H140V174H138ZM146 175H148V174H146ZM161 175H163V172H162V174ZM7 177V176H6ZM135 177V180H136V176H134ZM139 177V176H138ZM143 177V176H142ZM142 177L140 178V179H142ZM152 177V176H151ZM157 177V176H156ZM105 178H107V177H105ZM149 178V177H148ZM159 178V180H162V179H160L161 177H158ZM7 180V179H6ZM137 180H139V179H137ZM152 180V179H151ZM102 181H104V182H102ZM145 181H146V179H145ZM39 182H41L42 184L41 185H39L38 183ZM135 182V181H134ZM152 183H153V180L151 181ZM148 183H149V181H148ZM151 183V184H152ZM161 183V182H160ZM6 184V183H5ZM102 184H104V185H106L105 187H106V189H104V186H102ZM107 184H108V186H109V188H107ZM132 184H134L133 182H132ZM146 184V183H145ZM47 185V184H46ZM48 185H49V183H48ZM137 185V184H136ZM154 185H155V182H154ZM153 185V186H154ZM2 186H4V185H2ZM130 186V185H129ZM132 186V185H131ZM144 186V185H143ZM147 185H145L144 187H146ZM48 187V186H47ZM115 188L114 190H116V191H114V192H111L112 191V189L111 188ZM118 187V188H117ZM125 187V188H124ZM150 187V186H149ZM157 187V186H156ZM44 188V187H43ZM117 188V189H116ZM128 188V187H127ZM134 188V187H133ZM52 189V188H51ZM107 189H109L110 190V192H109V190L107 191ZM119 190V191H122V190ZM42 190V191H41ZM130 190V189H129ZM138 190V189H137ZM141 191H142V189H140ZM139 190V191H140ZM156 190V189H155ZM146 191H147V189H146ZM106 192H107V194H106ZM126 192H127V190H126ZM53 193V194H52ZM57 193V192H56ZM106 195H105V194ZM111 193V194H110ZM131 192H129V194H130ZM143 193V192H142ZM212 193V192H211ZM218 193V192H217ZM141 194V193H140ZM150 194H151V192H150ZM155 194V193H154ZM214 194V193H213ZM213 194H211V197H209V200H211L210 201V203H209V201L207 200V201H205L206 203L205 204H202V205H205V206H202L201 208H200V210H199V212L198 213H195L196 215H197V217H196V215H194L195 217H196V219H194V220H192L191 222H188V223H185L182 227H181V230H182V232L184 233V236H185V238L186 239H188L189 241H193V242H196L197 241V251H198V254H200V255H204V252H205V250H204V242H203V240H205V235H204V238L202 237V234H203V232L205 231V230H211V231H213V234H214V236L215 237H220V238H222V236L224 235V234H226L225 232L226 231H234L233 229H232V224H230L231 222L233 223H236V225H237V223L238 224H240L241 226L242 225H245L241 230H243L242 231V233L240 232V230L239 231H237V232H239L238 233V236L236 235L237 233H236V229L238 230L239 228L237 227L236 229H235V232L234 233H236L235 235H234V233H233V235H232V237L233 236H236V237H234V239L233 240H231V241H229V247L232 249V251H233V253L236 255V254H239V252L243 249V250H246V249H248V247H249V244H250V247L252 248V249H254V251H255V254L256 253H259V252H261V246H260V242H258L257 244L259 245H257V244H254L255 242H256V238H254L255 240V242L254 241H251V239L249 238V236L250 237H252V235H254V233L260 228V226L259 225H257V224H260L261 223V225H262V229H263V226H264V224L262 223V221L264 222V220H261L262 218L264 219V209H262V207H264L262 204L263 203H260L259 201V198H263V196H262V194H261V196L259 197V195L257 196V197H259L258 198V200H254V201H256V202H254V204L255 205H257V206H255L253 203L250 205V208H251V206H252V208L251 209H248L247 208V206L245 205V207L243 208V206L241 207H237L238 209L236 210V212L238 211L239 213L238 214H240V216L238 215V217H235V219L234 218H232L233 220H236L237 218H239V219H237V221L235 222V221H232L231 219H226L228 216V214H227V212L230 214V210L231 209H229L228 208V211L226 210L224 213H222V209L224 208H221V210L220 209H218V207L220 208V202H221V204H222V202L223 201H219L220 200V197H217V200H215V198L216 197H214V195ZM215 194H216V192H215ZM110 195V196H109ZM132 195H133V190H132ZM135 195H136V193H135ZM152 195V194H151ZM150 195V196H151ZM206 195V194H205ZM213 195V196H212ZM216 195H218V194H216ZM255 195V194H254ZM138 196H139V194H138ZM138 196H136V197H138ZM157 196V195H156ZM160 196V195H159ZM208 196H210V195H208ZM224 196V195H223ZM226 196V195H225ZM224 196V197H225ZM248 196V195H247ZM63 197H65V198H63ZM93 197V198H94ZM109 197V198H108ZM128 197H129V195H128ZM140 197V196H139ZM146 198H147V196H145ZM212 197L214 198L213 200H212ZM255 197V196H254ZM18 198L20 199V201L18 200ZM25 198V199H24ZM35 198H37L36 200H35ZM40 200H39V199ZM134 198V197H133ZM167 198V197H166ZM249 198V197H248ZM9 199H8V201H9ZM53 199H55V200H53ZM65 199V200H64ZM73 199H74V201H73ZM111 199H114V196L111 198ZM124 199V201H123V203H125V201H126V199H128L127 198V195L126 194H123V197H122V200ZM135 199V198H134ZM133 199V200H134ZM161 199V198H160ZM165 199V198H164ZM170 199V198H169ZM219 199V200H218ZM224 199V198H223ZM227 199V198H226ZM252 199V198H251ZM250 199V200H251ZM257 199V198H256ZM22 200V201H21ZM25 200H27V202L25 201ZM63 200V202L61 203V201ZM93 200V199H92ZM94 200H95V198H94ZM101 200V201H102ZM143 200V199H142ZM221 200H222V197H221ZM244 200V199H243ZM263 200V199H262ZM0 201H2L1 199H0ZM6 201V200H5ZM19 201V202H18ZM38 201V202H37ZM43 201V202H42ZM52 201H54V202H52ZM69 201H71V202H69ZM104 201V200H103ZM128 201H130L129 199H128ZM218 201V202H217ZM233 201V200H232ZM252 201V200H251ZM258 201V202H257ZM264 201V200H263ZM10 202V201H9ZM9 202H7V203H9ZM21 202L23 203V204H21ZM68 202L70 203V204H68ZM91 202V201H90ZM153 202V201H152ZM162 202V201H161ZM217 202V203H216ZM235 202V201H234ZM2 203V202H1ZM6 203V202H5ZM17 203H18V208L19 207H22V209L20 210H18V209H15L16 207H15V205L17 206ZM35 203V204H34ZM52 203H53V205H52ZM65 203H63L62 205H64ZM72 203V204H71ZM76 202H74V204H75ZM96 203H97V201H96ZM104 203H106V202H104ZM103 202H102V204H104ZM113 203L114 204H119V203H116V202H114L113 201ZM156 203V202H155ZM159 203H160V201H159ZM158 203V204H159ZM209 203V204H208ZM219 203V205L217 206V204ZM229 203V202H228ZM246 203H247V201H246ZM258 203V204H257ZM260 203V204H259ZM45 204H43V206L42 207H44V208H46L47 206H45ZM49 204V205H48ZM80 204V203H79ZM112 204V203H111ZM167 204V203H166ZM22 205V206H21ZM34 205V206H33ZM161 205V204H160ZM231 205H233V204H231ZM230 205V206H231ZM237 205V204H236ZM258 205H262L261 206V208L259 209H256L257 207H260V206H258ZM60 206V205H59ZM59 206H58V208H59ZM223 206V205H222ZM221 206V207H222ZM227 205H225V207H226ZM234 206V205H233ZM239 206V205H238ZM25 207V206H24ZM35 207V208H34ZM41 207V208H42ZM235 207V206H234ZM2 208H4V207H2ZM26 208L24 209V210H26ZM37 208V209H36ZM57 208V207H56ZM231 208H232V206H231ZM240 208H243L242 209V211L240 212ZM47 209H48V207H47ZM235 209H236V207H235ZM0 210H2V209H0ZM5 210H6V208H5ZM29 210V209H28ZM197 210V211H198ZM223 210H225V208L223 209ZM3 211V210H2ZM4 212V211H3ZM2 212V213H3ZM30 212V211H29ZM32 212V211H31ZM234 212H235V210H234ZM233 212V213H234ZM253 212H254V215H257L256 217H258L257 219H259V218H261V219H259L260 221H257V222H259V223H257L256 224V217L253 219V218H251V214L250 213H252L253 214ZM19 213V214H20ZM26 213H27V211H26ZM227 214V215H225V221H223V222H226V223H228V222H230V220H231V222L229 223L230 225H226V224H224V225H222V226H217L216 224H217V220H216V223H215V219L217 218L218 219V217H221V216H223V215H221V214ZM232 213V212H231ZM4 214V213H3ZM18 214V213H17ZM18 214V215H19ZM37 214V215H36ZM36 214H35V216L37 217V216H41V220H40V218H38L37 217V221H39V222H41V221H43V222H45L42 218H46L47 219V217L51 220V222H52V219H51V215H50V213H47L48 214V216H47V214H45V213H40L39 211L38 212H36ZM40 214V215H39ZM237 214V213H236ZM17 215V216H18ZM4 216V215H3ZM8 216V217H9ZM12 216V215H11ZM16 216V220L15 221H17V218L20 216H18L17 217ZM55 215H53V219L55 218L56 219V217H54ZM233 216H235V215H233ZM260 216V217H259ZM13 217V216H12ZM12 217H10V218H12ZM14 219V218H13ZM12 219V220H13ZM54 219V221L55 222H58V220L60 219H56L55 220ZM221 219H223L222 217H221ZM37 221H35V222H32V223H29V225L31 226V227H35L36 226V223H37ZM47 222L48 223H46L47 225L49 224V220L47 219ZM16 223V222H15ZM18 223H20V222H18ZM17 223V225H18V229H23V227H24V230L26 231V229H27V231L28 232H32L33 233V236L32 235H29L30 237H28V236H26V235H22L21 233H22V231L21 230H18V232H19V240H18V242L20 241V239H22V237H24V236H26L27 237V239H25V240H27V242L23 239V241H21L22 243L23 242H26L24 245L26 246L25 247V252H23L22 250H24V246L22 245V243L21 242H19V245H20V247L21 248H19L20 250L19 251H22L23 253H19V251H18V253H16V250H18V248L17 247H19L18 245H16L15 247L17 248H15L14 249V246H13V250L12 251H14L15 250V254L16 255H13V254H11V253H9V254H11V255H13L12 256V258H10L11 257V255L9 256V258H8V255L9 254H7V253H4V254H7L6 256H4L3 257V261H4V263L6 262V259L9 261L10 259V264H12L13 262H15V260H16V262H17V264H30L31 262V264H33V263H35V262H37L38 263V261L39 260H41L42 258L45 260V259H49V257H50V259L52 258V261L54 260L57 264H58V262H57V260L59 259L58 257L60 256V254H61V256L64 254V252H65V250L64 249H66L67 247H64V245L62 246L61 244L63 243L64 244V242H62V243H60V241H59V247H56V245H55V247L53 246V248L51 247L50 248V250H48V251H50L49 253H50V255H49V253H48V256H46V255H42V253H44V254H47V250H46V245L43 247V249L46 251V253L44 252V250H41V251H43V252H40V249L39 250H37L36 251V249H38V248H41L40 246H42V243H40V242H42V241H40V238H39V241L37 240V242H36V244H35V242L33 241L34 239H33V237L34 236H36V234L34 233V230L33 229H31V227L28 229V227H25V226H27L28 224H26L25 226H24V224H22L21 223V225H19ZM33 223H35L34 225H32ZM44 223V226L46 225ZM58 223H60V222H58ZM41 224V223H40ZM75 224V223H74ZM22 225H23V227H22ZM38 225V224H37ZM43 225V224H42ZM52 225V224H51ZM72 225V224H71ZM235 225V226H236ZM19 226H21V228L19 227ZM231 226V227H230ZM233 226H234V224H233ZM235 226L233 227V228H235ZM239 226V225H238ZM259 228H258V227ZM43 227V226H42ZM74 228H73V230L74 229H76L75 228V226H73ZM231 229H230V228ZM246 227V228H245ZM46 228H48L47 226H46ZM45 228V229H46ZM59 228L61 229V231L63 230V231H65V229H67V231H69V233H71L70 232V230L72 229H70V228H68V226L65 228V226H64V228H62V227H60L59 226ZM128 227L126 226V228L125 229H127ZM152 228V227H151ZM258 228V229H257ZM44 229V228H43ZM68 229H70V230H68ZM124 229V230H125ZM261 229V230H262ZM46 230H49V229H46ZM45 230V231H46ZM72 230V233L71 234H66V233H64L65 234V236H71V235H74V233H75V230L73 231ZM96 230V229H95ZM264 230V229H263ZM3 231V230H2ZM9 231V230H8ZM11 231H13V230H11ZM26 231V232H27ZM44 231V232H45ZM51 231V230H50ZM56 231V230H55ZM63 231L62 232H60V234H62L63 233ZM91 231V230H90ZM97 231V230H96ZM107 231V230H106ZM27 232V233H28ZM36 232V231H35ZM49 232V231H48ZM152 232V231H151ZM263 232V231H262ZM262 232H261V234H262ZM6 233V232H5ZM11 233V232H10ZM77 233V232H76ZM102 233H104V232H102ZM106 233V232H105ZM111 233V232H110ZM114 233V232H113ZM232 232H230V234H231ZM259 233L260 232H258L257 231V233L256 234H258L259 235ZM7 234V233H6ZM24 234H25V232H24ZM35 234V235H34ZM154 234V233H153ZM22 235V236H21ZM45 235V234H44ZM44 235H42L43 237H44ZM63 235V234H62ZM62 235H61V239H62ZM148 235V234H147ZM10 236V235H9ZM31 236H32V238H31ZM60 236V235H59ZM64 235H63V239H65L64 241H66V242H68L67 240H66V238L67 237H65ZM86 236V235H85ZM110 236H112V235H110ZM145 236V235H144ZM154 236V235H153ZM257 237V235H254V237ZM261 236V235H260ZM11 237V236H10ZM26 237H24V238H26ZM45 237H47V236H45ZM53 237V236H52ZM73 237V236H72ZM72 237L70 238L69 237V239H72ZM94 237V236H93ZM103 237V236H102ZM149 237V236H148ZM225 237V236H224ZM223 237V238H224ZM3 238V237H2ZM14 238V237H13ZM13 238H12V240H13ZM17 238V237H16ZM15 238V239H16ZM33 239V240H31V239ZM35 238V237H34ZM146 238V237H145ZM258 238V240L260 239V237H257ZM7 238L5 237V238H3V241L5 242V241H7L6 240ZM30 239V240H29ZM36 239V238H35ZM68 239V238H67ZM153 239H155V238H153ZM9 238H8V243L6 242L5 244L7 245V244H9V245H7L8 247H10L11 245H15V243L13 242V244H12V242L10 243L9 242ZM60 240V239H59ZM97 240V239H96ZM95 240V241H96ZM100 240V239H99ZM98 240V241H99ZM105 240V239H104ZM103 240V241H104ZM142 240H143V242H144V238L142 237ZM142 240H140V241H142ZM207 240V239H206ZM257 240V241H258ZM31 241H33V242H31ZM50 241V240H49ZM52 241H53V238H52ZM61 241H63V240H61ZM81 241V240H80ZM161 241V240H160ZM159 241V242H160ZM259 241H261V240H259ZM30 242H31V244H30ZM47 242V241H46ZM79 242V241H78ZM93 242H94V240H93ZM97 242V241H96ZM102 242V241H101ZM107 242V245L105 244ZM106 242L104 243V244H102L101 246L104 248H102L101 246L98 248H96V249H94L95 251H93V250H91V252L89 251V254L91 253L92 255H89L88 253H87V249H86V252H84V253H87L86 255L85 254H83L82 253V255H79V258H76V259H78L77 261H76V264H78V263H80V264H91V263H89V259H90V257L92 256L93 258H95L94 260H96V258L97 259H100L99 257H102V256H104V257H102L101 259H102V261H107V263L105 262L104 264H111L113 261H111V258L110 259H108L107 260V256H108V258L112 255V256H115V254L113 255V253L111 254V252H112V249H114V248H116V245H114L111 241H107L106 240ZM168 242V241H167ZM249 242V243H248ZM252 242V243H251ZM28 243V244H27ZM37 243H40V245H38ZM89 243V242H88ZM109 243H111V244H109ZM142 243V242H141ZM148 243V242H147ZM153 243V242H152ZM165 242H163V244H164ZM11 244V245H10ZM16 244H18V243H16ZM44 244V243H43ZM47 244V243H46ZM65 244H67V243H65ZM92 244V243H91ZM90 244V245H91ZM110 246H109V245ZM148 244H150V243H148ZM84 245V244H83ZM89 245V246H90ZM100 245V244H99ZM112 245V246H111ZM152 245H154V244H152ZM261 245H262V243H261ZM29 246V247H28ZM51 246V245H50ZM58 246V245H57ZM60 246H61V248H60ZM68 246V245H67ZM88 246V245H87ZM92 246H93V244H92ZM144 246L145 247H143V245L141 246L142 248L141 249H144V248H146L147 247V245H146V242H144ZM149 246V245H148ZM151 246V245H150ZM177 246H179V245H177ZM84 247V246H83ZM83 247H79L80 248V250L79 249H76V252H78V251H80V252H82L81 251V249L83 250L84 248ZM111 248V250H109L108 248ZM161 247V246H160ZM165 247V246H164ZM168 247V246H167ZM169 247H171L172 248V245L170 246L169 245ZM5 248H7V247H5ZM12 248V247H11ZM11 248H9V250L11 249ZM27 248V249H26ZM55 248V249H54ZM58 248V249H57ZM68 248H69V246H68ZM71 248V247H70ZM70 248H69V250H68V252H65L66 254L64 255V256H66L68 253H69V251H70ZM91 248V247H90ZM93 248V247H92ZM117 248H121V247H119V244L117 245ZM263 248H264V245H263ZM262 248V249H263ZM167 249H169V251H171L173 254H174V251H172L173 249H171L170 250V248H167ZM167 249H165L166 251H167ZM174 249H176L177 250V248H174ZM8 250V249H7ZM53 250V251H52ZM64 250V251H63ZM67 250V249H66ZM78 250V251H77ZM98 250V252H96ZM106 250H108V251H111L110 252V256L106 253ZM122 250V249H121ZM146 250V249H145ZM145 250H144V252H145ZM152 251V249H151V247L149 248V251ZM163 250V249H162ZM11 251V250H10ZM38 252L39 251V255H37V253L36 252ZM62 251H63V254H62ZM93 251V252H92ZM107 251V252H108ZM154 251V250H153ZM159 251V250H158ZM166 251L165 252H163V253H165L164 255H166ZM169 251H167V253L169 252ZM74 253L75 251L74 250H72L71 249V251H70V254L71 253ZM75 252V253H76ZM96 252V253H95ZM141 252V251H140ZM139 252V253H140ZM146 252H148V250L146 251ZM155 252V251H154ZM177 252V251H176ZM13 253V252H12ZM72 253V254H73ZM94 253V254H93ZM142 253V252H141ZM156 253V252H155ZM170 253V252H169ZM19 254H20V256H24V257H21V258H18V259H15L17 256H19ZM78 254H80L79 252H78ZM78 254L77 255H75V257H77L78 256ZM137 254V253H136ZM135 253L133 254V256H135L136 255ZM40 255H42V257L40 256ZM69 255V254H68ZM74 255V254H73ZM73 255H71V257L73 256ZM84 255V256H83ZM96 255H97V257H96ZM139 255V254H138ZM148 254H146V256H147ZM163 255V256H164ZM14 256H15V258H14ZM19 256V257H20ZM37 256H39V257H41V258H37ZM60 256V257H61ZM63 256V257H64ZM81 256H82V258H81ZM130 256H132V255H130ZM163 256H161L162 257V259H164L165 261L170 257V258H172L171 256H165L166 258H163ZM5 257H7L6 259H5ZM47 257V258H46ZM67 257V256H66ZM75 257L73 256L71 259H70V262L68 263V262H66L65 261V264L66 263H68V264H70V263H73V262H75V261H72V260H75ZM85 257H88V258H85ZM106 257V259H104ZM143 257V256H142ZM151 257V256H150ZM160 257V258H161ZM23 258V259H22ZM69 258V257H68ZM85 258V259H84ZM136 258H138V257H136ZM146 258H148V257H146ZM157 258V257H156ZM170 258L168 259V260H170ZM12 259H14V260H12ZM39 259V260H38ZM67 259V258H66ZM84 259V262H82L81 260H83ZM93 260V259H92ZM134 260H136L135 258H134ZM167 260V263L169 262ZM172 260L174 261L175 259H174V257L172 258ZM8 261L6 262V264H8ZM11 261H13L12 263H11ZM19 261H20V263H19ZM79 261V262H78ZM100 262H102L101 260H99ZM110 261V262H109ZM131 261V260H130ZM149 261V260H148ZM148 261L147 262H145L146 264L148 263ZM163 261V260H162ZM16 262L15 263H13V264H16ZM40 262V261H39ZM78 262V263H77ZM99 262V263H100ZM109 262V263H108ZM134 262V261H133ZM144 262V261H143ZM150 262V261H149ZM152 262V261H151ZM156 262V261H155ZM164 262V261H163ZM162 262V263H163ZM172 262V261H171ZM209 262H213V260L212 261H209ZM208 262V263H209ZM127 264H129L128 263V261L126 262ZM126 263H124V264H126ZM153 263H154V260H153ZM166 262H165V264H167ZM174 263V262H173ZM40 264V263H39ZM52 264H53V262H52ZM97 264H98V262H97ZM101 264V263H100ZM149 264V263H148ZM152 264V263H151ZM155 264V263H154ZM159 264V263H158ZM168 264H170V262L168 263Z\"/></svg>",
	"mask_w": 264,
	"mask_h": 264
}]
</instances>
